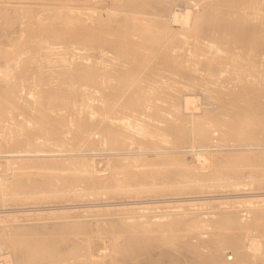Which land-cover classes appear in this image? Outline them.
I'll return each mask as SVG.
<instances>
[{"label":"bare ground","instance_id":"obj_1","mask_svg":"<svg viewBox=\"0 0 264 264\" xmlns=\"http://www.w3.org/2000/svg\"><path fill=\"white\" fill-rule=\"evenodd\" d=\"M1 1V0H0ZM2 1H4L5 2V0H2ZM6 1H8V0H6ZM92 0H84V3L83 4H87V3H90V4H93L92 2H91ZM95 1H98V0H95ZM95 1H93V2H95ZM101 1V0H100ZM99 1V2H100ZM106 2H107V0H105ZM111 1V0H110ZM109 1V2H110ZM118 2L120 1V0H117ZM122 1V0H121ZM128 1V0H127ZM126 1V2H127ZM130 1V0H129ZM132 1H135V0H132ZM131 1V2H132ZM138 1V4H142V3H139L140 1L139 0H137ZM146 0H144V4L146 5V6H150V4H151V0L150 1H147V2H145ZM155 1V0H154ZM153 1V3H155ZM159 1H161V0H159ZM163 2L165 1V0H162ZM166 1H169V3H171V2H175L174 4L176 5L178 2H185L186 0H166ZM86 2V3H85ZM102 2H104V0L102 1ZM102 2H100L99 4H102ZM115 2V1H114ZM124 0H123V3H122V5H124ZM126 2H125V6L127 5L126 4ZM131 2H130V4H131ZM149 2V3H148ZM187 2V1H186ZM191 2V1H190ZM192 2H194V6L196 7V9L195 10H197V14L195 15V17H194V25H191V29H188V28H190V23H187V21H185L186 20V13L185 14H183V11H182V9H180V7H182V6H177L176 8L175 7H173V8H175V9H173L172 8V6H169V7H171L170 8V11H169V8L167 9V8H165V9H163L164 8V6H165V4L163 5H161V9L160 8H158V9H160V11H157L158 9H157V7H156V9L157 10H155L156 12H155V14L157 15L158 14V16H160V17H167V16H171L172 15V21H171V23H172V25H168L167 26V22H166V25L165 24H163V23H165L164 21H163V23L161 22V24L162 25H158V24H154V23H151L150 21H152V19H154V18H152L151 19V17H152V15L151 16H149V17H146L147 16V13L146 12H148L149 14L148 15H150V11H146V10H143V9H141L140 11H139V6H138V12L140 13L141 11H146L145 12V14L146 15H144L147 19L149 18V19H151L150 21H149V19L147 20L146 18V21L144 22V23H146V27H144V25H143V21L141 22V20L139 21L138 20V22L139 23H142V24H139V26H136V24H134V23H130V22H126V20H127V18L126 19H124L125 20V22L123 21V23L121 24V21H122V19L123 18H119V19H121V21H120V23H119V21L117 22V21H115V22H117V23H115V25H114V29L111 27V29H113L114 31H115V29L117 28V29H119L118 31V33H116L115 34V32L113 31V33H114V35H118V37H120L121 35H120V32H122L123 30H125V32L124 33H126L127 32V35L130 37V38H132L131 39V41L129 40L130 38H128L127 37V39L126 40H129L130 41V43L128 44V45H132L131 47L133 48V46H135V44H136V46H138L137 45V43L135 42V44H131L133 41V39H136L137 40V42H138V40L140 41V43L138 42V44L139 45H141V44H143V45H145L146 44V49H147V46L149 47L150 45H147V44H152V46H153V44H155V43H153V42H156V44H157V47L156 46H151V49L153 50L154 49V51H155V49H157L158 48V45H161L162 44V46H164V43L166 42H169L170 44H167V45H169L167 48L170 50V54L173 52V53H176L175 51H177L178 53H176L173 57H171V55L169 54V56L171 57H169L168 56V58H166L167 56H165L166 54H168L167 52H169V50L165 47V49H167V50H165L164 49V47H163V49L165 50L164 51V56H163V54H161V55H159V57H161V56H163V57H161L160 59L162 60V59H164V61L162 60V61H160V59L158 60V58L159 57H157V58H155L156 60H158V62L157 61H153L154 63H152L153 65H155L154 67H152L153 65H150L151 67H152V71H154L153 69H155V72H156V75H157V71L159 72V75H164L165 77H166V75H165V73H169L170 74V76L172 75V74H174V75H178L179 76V78L180 79H182V80H177L176 78H173L172 76H171V78H172V80L174 79H176L177 81H175V82H173L172 81V83H169L168 85H164V86H166V87H163V86H161V85H159L160 83H158L157 84V82H156V80H152L151 79V76L153 75H151L150 73L152 72H145V70H144V67L146 68V62H147V60H146V58L147 59H149V56H150V53H151V55H152V52L153 53H155L154 51H152L151 49H150V47H149V49L152 51H146L147 53H148V56L147 57H145V53L143 52V51H141V49H131V48H129V46H127L126 45V41H125V43H124V40H123V42H121V41H117V40H115V36H113L112 34V38H114V39H112L113 41H111L110 39L111 38H109V39H104V37L103 36H101V38L99 37V36H96V38H92V37H90V34L88 33L89 31H82L83 29H85V28H87V27H85V28H83L82 29V27H80L82 30H81V32H84V33H88L87 35H85V34H83V33H81L83 36H81L79 39H78V41L77 42H74L73 40H74V38L73 37H70V45H69V48L72 46L73 48H74V50H76V48H77V50H79V49H81L82 48V46H83V49H85V50H91V53H92V49L91 48H94L93 50H97V53L100 55L99 56V58L97 57V53H95L94 55H96L95 57H94V55H93V57L94 58H98V59H94L93 57H92V55H90L91 53H87L86 54V52H88V51H86L85 53H83V56H81L82 57V59L80 60V61H78L77 60V58L75 57V59L77 60V62L75 61V62H73L72 60H74V57H73V59L72 60H70L68 57V59L71 61V62H69V60H68V62H67V60L66 61H64L65 59H63L61 62L64 64V65H66L67 66V69H69L68 71H65V72H61V73H59V72H56V74L54 75V73L55 72H51V73H47L48 74V77H46V80H45V82H43L41 85H37V83H36V86H37V88H36V102H35V105H36V110L38 111V112H41L42 110H43V108H45V107H48V109H47V111L48 112H56V110H58V113L59 112H62L63 110H64V113L63 114H66L67 113V115L68 116H72V117H74V120H73V122H75L74 123V125H75V127H76V133H78L79 134V136L81 135V138H82V136H83V134L84 135H87L88 134V136L86 137L87 139H89V141H91L92 142V140L94 139L93 138V134L95 133H93L91 136H92V140L90 139V134L95 130V129H98L97 131L100 133V137H101V140H100V142L102 141L106 146L108 145V148H106V150H104V151H107V150H113L112 152L114 153V152H116L117 154H125V153H131L130 155V157H132V155H133V157L130 159V160H134V162H136L137 163V161H140L139 163H137V165L135 164H133V163H130V165L131 166H128V165H125V166H127V167H125L124 169L125 170H127L126 168H128L129 167V170H130V168H133L134 166H138L137 168L139 169V167L141 166V165H139L141 162H142V164H143V167H144V165H147L146 167H148V166H150V167H152V165H154L155 167L157 166V165H159V164H156L157 162L156 161H158V156L159 155H161V154H166V151H170V153H168V154H171V151L172 152H179V150L181 149V150H183L184 149V151H185V148H187L188 146L190 147V145H191V147L193 146V148H196V150L197 151H199L198 150V148L200 149V151H201V149H202V152L207 156V154L204 152L205 150V148L207 149V147L208 146H210V145H214V147L215 146H217V145H219V143H220V138H226V137H228L229 136V134H226V133H230V131L229 130H231V129H234V128H231V125H230V122L231 121H233L232 120V118H234V116L233 117H231V115L232 114H228V112L226 113L228 116H226L225 117V115L226 114H223L222 116H221V114L222 113H225L226 111H232V110H230V109H233L232 107H234V113H235V115H237V111H239V114H240V116L241 117H239V119H237V121H235L236 120V118H235V123L236 122H238V123H240L241 125H244V126H242V127H244L243 129V131H244V137L243 138H245L246 140V142H248L249 144H250V146L251 145H253L252 147H254V145L255 146H257L256 144H258V143H260V141L261 142H263L264 143V16H263V13H264V0H192ZM3 3V2H2ZM1 2H0V15L3 17L2 19H5L4 21H3V23L5 24V28H6V26L7 25H9L10 26V24H12L14 21V23H17V24H24L25 23V21L23 22V21H21L22 20V17H26V16H24V14H26V11H28V9L27 10H23V9H18V10H15L14 12H11V13H13L11 16H8L7 15V13H6V11H4V7H3V4H2ZM96 3V2H95ZM94 3V4H95ZM108 3V2H107ZM111 3H113L112 1H111ZM128 3V2H127ZM135 2H132V4H134ZM137 3V2H136ZM152 3V7L150 8L151 10H153L152 8H153V6L155 5V4H153ZM189 3V2H188ZM7 4V3H6ZM15 4V3H14ZM17 4V3H16ZM93 4V5H94ZM97 4V3H96ZM116 4V3H115ZM115 4H113V5H115ZM118 4H120V3H118ZM129 4V3H128ZM144 4H142L141 5V8H144L143 7V5ZM156 4H157V2H156ZM159 4H161L160 2H159ZM166 4H168V3H166ZM172 4V3H171ZM173 4V5H174ZM180 4V3H179ZM137 4H135V6H136ZM170 5V4H169ZM186 5V4H185ZM88 6H89V4H88ZM92 6V5H91ZM95 6V5H94ZM97 6H98V4L95 6L96 7V9H95V7L93 8V6H92V8L93 9H95V13H96V11L98 10V8H97ZM100 6V5H99ZM103 6V5H102ZM105 6L106 5H104V9H105ZM109 6V5H108ZM119 6V5H118ZM118 6L117 5H115L114 6V8L115 7H117V9H118ZM131 8L133 7V9H134V6H131V5H129ZM156 6V5H155ZM155 6H154V9H155ZM158 7H160L159 5H157ZM187 6H189L188 4H187ZM187 6H184V7H187ZM260 6V7H259ZM18 7V6H17ZM87 7V6H86ZM110 7H112V6H110ZM122 8H123V6H121ZM166 7V6H165ZM261 7H263L262 9H260ZM25 8H26V6H25ZM90 8V7H89ZM85 8L84 7V9L82 10V15L84 14V16L87 18L86 20H89V22H91V23H93L94 22V25L96 24V26H93V27H95L94 29L95 30H98V31H102V28H103V30L104 31H108V29L109 28H107V29H105L104 28V25H105V23H106V25H107V20H104V23H102V25L101 24H99L100 23V21H101V19H100V21L96 18V14L94 13V14H91L90 12L92 11V10H90V9H92V8ZM100 8L101 7H99V10H100ZM109 8V7H108ZM113 8V7H112ZM126 7H124L123 9H121L120 8V6H119V9H121V10H123L124 11V9H125ZM130 8V9H131ZM111 9V8H110ZM109 9V10H110ZM116 9V8H115ZM118 9V10H119ZM127 9H128V6H127ZM129 9V10H130ZM108 10V9H107ZM118 10L116 11V10H114V11H116L117 13H118ZM120 10V11H121ZM126 10V9H125ZM136 10H134V11H136ZM163 10V11H162ZM56 11V10H55ZM54 10L53 11H51V10H48V11H45V10H41V9H36V10H34V18L37 20L39 17H40V15H46V14H53V15H57V13L55 12ZM101 11L102 12H104L105 13V11L106 10H102V8H101ZM100 11V12H101ZM113 11V9H112V11H111V13L112 12H114ZM119 11V12H120ZM131 11V10H130ZM98 12V11H97ZM110 12V11H109ZM138 12H136V13H138ZM152 12H154V11H152ZM158 12V13H157ZM171 14H170V13ZM106 13H107V11H106ZM105 13V14H106ZM122 13V12H121ZM125 13H127L126 11H125ZM125 13H123V15L125 14ZM128 13H130V12H128ZM127 13V14H128ZM135 13V14H136ZM138 13V15L137 16H139L140 17V15H142V12L139 14ZM144 13V12H143ZM101 14V13H100ZM99 14V15H100ZM104 14V15H105ZM127 14H125V16L127 17ZM134 14V15H135ZM162 14H164V16H162ZM110 15V14H109ZM108 15V16H109ZM128 15H131V13L130 14H128ZM142 15V16H143ZM108 16H107V14H106V16L105 17H107L108 18ZM131 16H133V15H131ZM136 16V18L137 19H140V18H138ZM169 16V17H170ZM103 17V16H102ZM101 17V18H102ZM153 17H155V16H153ZM30 18V17H29ZM118 18V17H117ZM133 18L135 19V17L133 16ZM61 19H63V18H61ZM73 19V18H72ZM82 20H84L83 18H81ZM95 19H96V21H95ZM118 19V20H119ZM142 19V18H141ZM144 19V18H143ZM170 19V18H169ZM170 19V20H171ZM74 20H76L75 18H74ZM78 20V19H77ZM85 20V21H86ZM114 20H115V17H114ZM114 20L112 21V22H114ZM117 20V19H116ZM133 20V19H132ZM136 20V19H135ZM134 20V21H135ZM155 21H156V19H154ZM1 21V20H0ZM66 21V20H65ZM64 21V22H65ZM80 21V20H79ZM103 21V20H102ZM129 21H130V18H129ZM154 21V22H155ZM165 21H167V20H165ZM60 23H61V25L63 24L62 23V21H59ZM80 22H82V21H80ZM88 22V21H87ZM86 22V23H87ZM89 22L87 23V24H89ZM96 22V23H95ZM132 22V21H131ZM153 22V21H152ZM168 22H169V20H168ZM182 22L184 23V22H186L187 24H188V26L186 27V28H184V27H181V26H183L182 25ZM57 23V22H56ZM55 23V24H56ZM82 23H85V22H82ZM160 23V22H159ZM87 24H85L86 26H89L88 27V29L89 28H92L91 27V25L89 24V25H87ZM104 24V25H103ZM109 24H110V22H109ZM168 24H170V22L168 23ZM177 25V26H179L180 28H182L183 29V31L184 32H182V31H180V30H176L175 28H174V25ZM82 25V24H81ZM80 25V26H81ZM84 25V24H83ZM140 25H142L141 27H140ZM181 25V26H180ZM8 26V27H9ZM108 26V25H107ZM111 26V25H110ZM101 28V30H99L98 28ZM138 27H140V28H138ZM173 27V29H174V31L176 32L175 34H178V35H174L172 32H174L171 28ZM5 28H1V25H0V34H1V30H3V29H5ZM166 28H169V29H171L172 30V32H170V30H165ZM88 29H85V30H88ZM93 28H92V30H94ZM117 29H116V31H117ZM186 29H188V30H186ZM94 30V31H95ZM97 31V33H99ZM104 31H103V33H104ZM110 30H109V33L108 32H105L106 33V35H108V34H110ZM187 32H192V35H190L189 33H187ZM92 33V32H91ZM95 34H96V31L94 32ZM102 33V34H103ZM105 33H104V36H105ZM108 33V34H107ZM100 34V33H99ZM185 34V35H184ZM7 35V34H6ZM111 35H109V37L111 36ZM122 35H124L123 33H122ZM179 35H182L181 37L179 36ZM92 36V35H91ZM83 37V38H82ZM93 37H94V35H93ZM123 36H121L120 38H117L116 37V39H121ZM1 38V37H0ZM4 38V37H3ZM18 38V37H17ZM16 38V39H17ZM103 38V39H102ZM126 38V37H125ZM124 37L122 38V39H125ZM49 39H52L51 37L49 38ZM110 40V41H109ZM193 40V41H192ZM3 41L4 40H2V41H0V46H4V45H2L3 44ZM151 41V42H150ZM153 41V42H152ZM133 42V43H134ZM12 43V46H14L13 45V43L15 44L16 43V41H12L11 42ZM17 43H18V41H17ZM155 44V45H156ZM10 46L11 44L10 43H7L6 44V46ZM76 45V48L74 47ZM143 45H141L140 47H142L143 49L145 48V47H143ZM11 46V47H12ZM50 47H51V45H49ZM49 46H46V50L47 49H49V48H47V47H49ZM60 47V46H59ZM154 47H156V48H154ZM169 47H171V48H169ZM45 48V47H44ZM51 48H53V47H51ZM55 48V47H54ZM135 48V47H134ZM159 48H160V50H161V47L159 46ZM180 50H184L185 48H188V50L187 49H185V51L187 50V52L189 53H186V56L187 55H189V56H191V59H185L186 58V56H185V58H182V56H180L179 55V52H181V51H179V49ZM194 48V49H193ZM56 49V48H55ZM59 49V48H58ZM62 49V48H61ZM162 49V50H163ZM171 49H172V52H171ZM177 49V50H176ZM191 49V50H190ZM193 49V50H192ZM42 50V49H41ZM51 50V49H50ZM57 50V49H56ZM69 50V49H68ZM66 51V52H69V51ZM70 50H71V48H70ZM73 50V49H72ZM71 50V51H72ZM161 50V51H162ZM38 51V50H37ZM37 51L35 52V55H34V57L32 56V61L31 60H29V61H31V63L32 62H35L36 64H37V73H38V75H41L40 74V72H42V66L43 65H47V66H49L50 67V65L51 64H53V62L55 63V60L57 59L56 57H59V56H57V54H55V56H53V58L55 59V60H52V58H50L51 56H50V54L49 53H46V52H44V53H42V52H40L39 51V53H38V55H37ZM51 51H53V50H51ZM50 51V52H51ZM55 51V50H54ZM81 51L82 50H80V53L79 54H81ZM84 51V50H83ZM82 51V52H83ZM156 51H159V49L158 50H156ZM167 51V52H166ZM184 51V52H185ZM58 52V54H60L59 53V51H57ZM76 52V51H75ZM79 52V51H78ZM52 54H53V52H51ZM65 53V52H64ZM72 53H73V51H72ZM109 53H112V54H115L113 57H116V59H113V60H115V61H113L115 64H117V65H115L114 63L112 64L113 65V67H111L110 68V66H109V68L110 69H107V66L108 65H110V58L108 59V58H106L107 57V54L108 55H110ZM162 53H163V51H162ZM172 53V54H173ZM183 53V52H182ZM86 54V55H85ZM144 54V55H143ZM158 54V53H157ZM160 54V53H159ZM177 54H178V56H177ZM73 55H77V53H73ZM147 55V54H146ZM183 55H185L184 53H183ZM60 56H63V58H64V56L66 57V55H60ZM156 55H153V58L155 57ZM158 56V55H157ZM80 57V55H78V58ZM109 57V56H108ZM112 57V58H113ZM166 59H165V58ZM188 57V56H187ZM150 58H152V56H150ZM152 58V59H153ZM170 58V59H169ZM190 58V57H189ZM27 60H28V58H26ZM58 59H61V58H58ZM168 59V60H167ZM21 60H23V59H21ZM150 60V59H149ZM165 60H166V62L167 63H169V64H167V63H165ZM29 61H27L26 62V60L24 59V62H26L27 63V65H29L30 64V62ZM57 61V60H56ZM22 62L23 61H21V63L19 62V61H15L14 62V64L17 66L16 67V70H14V72L12 73V76L10 77V81H8V82H6V83H2L3 85H4V87L2 88V90H1V88H0V90L1 91H3V95H9L11 92H12V89L14 90V88L15 89H17L16 87L17 86H19L21 83L22 84H24V82L23 81H25L24 80V74H23V69L25 68V66H27L26 65V63H25V66L23 65L24 64V62H23V64H22ZM29 62V63H28ZM59 61H57V63H58ZM148 63V62H147ZM150 63V62H149ZM21 64H22V66H21ZM59 64V63H58ZM184 64H186V65H188V66H186V65H184ZM54 65V64H53ZM114 65L116 66V67H114ZM149 65V64H148ZM147 65V66H148ZM52 66V65H51ZM100 66H101V68H100ZM123 66H125L126 67V69L124 68H122ZM144 66V67H143ZM12 67H13V65H6V66H4V67H2V68H0V72L2 73V72H4L5 73V76H7V73H9L8 72V69L9 70H11L12 69ZM149 68V67H148ZM150 69V68H149ZM149 69H147V71H149ZM190 69V70H189ZM41 70V71H40ZM187 70V71H186ZM144 71V72H143ZM142 72V73H141ZM154 72V73H155ZM3 73V74H4ZM137 73L138 74H140L141 73V78H143V79H146V81H144V82H138V81H141V80H137V78H139V76L137 75ZM142 74H143V76H142ZM158 75V76H159ZM168 75V74H167ZM138 76V77H137ZM169 76V75H168ZM53 77H56L57 79H59V80H56V78L54 79L57 83L56 84H54V83H52V81H50L51 79H53ZM130 77H132V78H130ZM153 77V79H154V76H152ZM177 77V76H176ZM148 78V79H147ZM161 78H162V76H161ZM160 78V79H161ZM178 78V79H179ZM133 79V80H132ZM156 79V78H155ZM159 79V78H158ZM163 79V78H162ZM135 81L134 83L132 82V81ZM164 80H165V78H164ZM167 80H168V78H167ZM171 80V79H170ZM59 81V82H58ZM129 81H131L134 85H133V87L132 88H130V89H123V87L125 86V87H130V86H127V83L130 85V83H129ZM158 81H161V80H158ZM179 81V82H178ZM165 83H163V84H166V81H164ZM25 84H26V82H25ZM162 84V85H163ZM225 84H227L226 86H225ZM30 86V85H29ZM0 87H2V86H0ZM32 87V86H31ZM64 87H67V88H69V91L68 92H70L71 91V93H69L70 95H72V97L71 96H69V98L67 97V98H65V97H63V93H64V90H63V88ZM222 87L223 88H225V90L224 89H222ZM90 88H92V89H94V88H96L97 90L95 91V89L94 90H92V89H90ZM197 89V91H198V89L204 94V95H206V97L204 98L203 97V95H202V97L204 98V99H206L207 97H216L217 98V96H218V100H219V102L218 101H216V102H218L219 104L217 105V106H219V107H217V110L216 111H214V107H216L215 105L217 104V103H210V104H212V105H210V107H212V108H203V105H202V102L201 103H197L196 101H199V98L197 97V98H193V95L192 94H190V92L189 91H194V90H196ZM222 89V90H221ZM25 90H27V89H25ZM0 91V92H1ZM28 92H29V90H27ZM31 91H33L34 93H35V89L33 88V89H31L30 90V92ZM188 91V92H187ZM199 91V92H200ZM193 93V92H192ZM30 94V93H29ZM28 94V95H29ZM31 94H32V92H31ZM100 95V98H99V95H98V98H99V100H98V102H99V104L100 105H97V104H95V103H97V102H95V100L96 99H98L97 98V96L96 95ZM34 95V94H33ZM33 95H31V96H33ZM96 96V99L95 98H91V97H93V96ZM195 95V94H194ZM200 95V96H201ZM217 95V96H216ZM29 97V96H28ZM33 98V97H32ZM202 98V99H203ZM203 99V100H204ZM208 99V98H207ZM202 100V101H203ZM213 100V99H212ZM263 100V101H262ZM97 101V100H96ZM121 101H123L121 104H120V102ZM207 101V100H206ZM208 101H210V100H208ZM214 101H215V99H214ZM62 102L63 103H65V104H62ZM205 102V101H204ZM203 102V103H204ZM208 104H209V102H207ZM244 103V104H243ZM206 104V103H205ZM12 104H11V101H10V99L9 100H7V103H6V101H5V106H4V109H3V111H2V119L4 120V122L5 121H9V119H8V116L10 115V113H11V110L13 109V106H11ZM229 108H228V107ZM57 107V109H54V108H56ZM222 109H226V111L225 110H222ZM236 110V111H235ZM243 110H245V112H247L248 113V111L249 112H254V114H257V117H253V115H251V114H249V116L251 117V118H247V117H245L244 116V114H245V112H243ZM232 111V112H233ZM241 111V112H240ZM12 112H13V110H12ZM66 112V113H65ZM231 112V113H232ZM233 113V114H234ZM62 114V115H63ZM238 114V115H239ZM60 115V114H59ZM246 115H248V114H246ZM92 116H93V118H92ZM248 116V117H249ZM255 116V115H254ZM238 117V116H237ZM254 119H253V118ZM68 118V117H67ZM71 118V117H70ZM10 119H13V121H12V123H10L9 122V126H8V124H7V126H8V128H10L9 129V132H11V134H12V130L11 129H18V128H16L17 127V122H16V119H15V116H13V115H11V117H10ZM69 120H71V119H69ZM68 121V120H67ZM233 121V122H234ZM58 122V121H57ZM72 122V123H73ZM59 123V122H58ZM60 123H61V121H60ZM68 123V122H67ZM69 123H71V121L69 122ZM237 123V124H238ZM49 124H53L52 122H49ZM240 124H238L237 126H238V129H239V125ZM69 125V124H68ZM236 125V124H235ZM72 126V125H71ZM70 126V127H71ZM234 126V125H233ZM73 127V126H72ZM257 127H258V129H257ZM68 129H70V128H68ZM68 129H67V131H68ZM75 129V128H74ZM236 129V128H235ZM235 129H234V131H235ZM54 130H56V129H54ZM70 130H72V128L70 129ZM237 130V129H236ZM240 130V129H239ZM58 131V130H57ZM96 131V130H95ZM55 132V131H54ZM60 132V131H59ZM71 132V131H70ZM69 132V133H70ZM216 132V135H214V133ZM221 132V133H220ZM236 132V131H235ZM257 132H258V135H259V133L261 134V136L259 135V136H256L257 135ZM68 133V136L70 135ZM99 133H95V134H99ZM231 133H233V132H231ZM238 133H240L239 131H238ZM52 134H54L55 135V137H54V135H53V138H51V139H53L54 140V142H52L51 141V139H50V141H49V145H50V149L51 150H53V148H56V146L54 147H52L51 145H57L59 142H60V144H61V142H62V139L60 140L57 136H56V134L55 133H52ZM59 134V136H60V133H58ZM62 134V133H61ZM241 134H242V132H241ZM13 135V134H12ZM64 136H66L65 135V133L63 134ZM228 135V136H227ZM68 136H66V137H68ZM236 136H238L237 134L235 135V138H236ZM239 136H241V135H239ZM62 137V136H61ZM60 137V138H61ZM84 137V136H83ZM232 137V136H231ZM231 137H229V139L231 138ZM234 137V136H233ZM99 138V137H98ZM235 138L233 139V141L235 140ZM239 138V137H238ZM228 139V138H227ZM242 139V138H241ZM10 140H13V139H10ZM64 140V139H63ZM66 140V139H65ZM231 140V139H230ZM230 140H229V143H230ZM236 140H237V138H236ZM234 141V142H237V141ZM238 140H240V139H238ZM259 142H258V141ZM1 141H3V142H5V146H4V149L6 150V151H8L9 149H10V147H9V143L6 141V140H4V139H2ZM94 141V140H93ZM95 141H96V139H95ZM225 141V140H224ZM227 141V140H226ZM233 141H232V143H233ZM241 141V140H240ZM245 141H243V142H245ZM256 141H257V143H256ZM64 142V141H63ZM242 142V143H243ZM97 143V142H96ZM228 143V144H229ZM248 143H245V144H248ZM64 144V143H63ZM94 144V146H95V142L93 143ZM92 144V145H93ZM240 144V143H239ZM262 144V143H261ZM8 145V146H7ZM62 145V144H61ZM65 145V144H64ZM64 145H63V147H61V148H64ZM90 145H91V143L89 144V148H90ZM103 145V144H102ZM222 145H223V143H222ZM264 145V144H263ZM59 145H57V147H58ZM67 146V145H66ZM94 146H92L93 148H96V146L94 147ZM106 146H104V147H106ZM224 146L225 145H223V149H225L226 150V152H231V150H227V146L224 148ZM249 146V145H248ZM258 146H260V144L258 145ZM91 147V148H92ZM99 147H100V145H99ZM190 147V148H191ZM230 147V146H229ZM235 147V146H234ZM239 147H240V145H239ZM242 147H243V145H242ZM246 147V146H245ZM252 147H251V149H252ZM263 147V146H262ZM49 148V147H48ZM59 149V150H62V149ZM90 148V149H91ZM210 148H212V147H210ZM210 148H208V150L210 149ZM221 148V147H220ZM237 147H235V149H236ZM100 149H102L101 147H100ZM216 149V148H215ZM219 149V146H218V148L216 149V150H218ZM233 149V148H232ZM234 149V150H235ZM238 149V148H237ZM240 149V148H239ZM242 149V148H241ZM240 149V150H241ZM244 149V148H243ZM49 150V149H48ZM47 151V150H45V153H50L51 155H53L51 152L52 151ZM59 150H57L58 151V153H60L59 152ZM64 150V149H63ZM68 150V149H67ZM93 150H95V149H93ZM110 150V151H111ZM188 150V148L186 149V152H188L187 151ZM192 150H194L195 151V149H192ZM192 150L190 151V149H189V151L191 152L190 154H192L193 152H192ZM204 150V151H203ZM208 150L206 151V152H208ZM216 150H214V152H210V151H212V150H209V152L210 153H212V154H214V153H216L217 151ZM221 151L220 152H223L222 151V149H220ZM247 150L248 149H246L245 148V152L246 153H248L247 152ZM250 150V149H249ZM54 151V150H53ZM65 151H66V147H65ZM103 151V150H102ZM199 151V152H200ZM216 151V152H215ZM235 151H237V150H235ZM235 151H232L231 153H234ZM244 151V150H243ZM251 151V150H250ZM55 152V151H54ZM100 152V151H99ZM196 152V151H195ZM194 152V153H195ZM199 152H198V154L197 155H199ZM208 152V153H209ZM219 152V151H218ZM220 152L218 153V154H220ZM225 152V151H224ZM224 152H223V154L222 155H224V156H228V154H230L229 155V157L230 156H232V154L231 153H227V154H224ZM238 152V151H237ZM241 152H242V150H241ZM240 151L238 152V153H240V154H242ZM62 153V152H61ZM116 153H115V155H116ZM133 153V154H132ZM141 153V154H140ZM173 153V154H174ZM179 153H182V154H184L183 152H179ZM203 153L201 154L200 153V155H202L203 156ZM253 153H255V151L253 152ZM55 154V153H54ZM56 154H57V152H56ZM142 154H144V156L142 157L141 155ZM178 154V153H177ZM177 154H176V157L175 156H173L174 158H175V161H181V160H176L177 159ZM179 155L180 157H181V159H183L182 161H185V159L184 158H186V157H188V155H186V157H184V158H182V156H184V155ZM189 154V153H188ZM189 154V155H190ZM220 154V155H221ZM250 154V153H249ZM248 154V155H249ZM252 154V153H251ZM256 154V153H255ZM136 155V156H135ZM138 155V156H137ZM175 155V154H174ZM195 155V157L196 158H198L197 156H196V154H194ZM235 155V154H234ZM239 155V154H238ZM242 155H244V154H242ZM241 155V157H243ZM46 156V155H45ZM48 156H50V155H48ZM48 156L46 157L47 159H48ZM57 156H58V154H57ZM59 156H61V155H59ZM118 156V155H117ZM129 156V155H128ZM191 156H193V155H191ZM210 156V155H209ZM214 156H215V154H214ZM250 156V155H249ZM256 156V155H255ZM254 156V157H255ZM259 156L260 155H258L257 157L259 158ZM52 157H54L55 158V156H52ZM115 157V156H114ZM114 157H113V159H114ZM119 157H121L120 155H119ZM122 157H124L123 155H122ZM121 157V158H122ZM125 157H127L126 156V154H125ZM163 157V156H162ZM165 157V156H164ZM190 157V156H189ZM220 156L218 155V158H219ZM229 157H228V159H226L227 160V163H228V165H232L233 163L235 164L236 163V161L235 162H231V161H233V160H235L233 157V160H231L232 158H230L229 159ZM236 157V156H235ZM240 157V156H239ZM244 157H247V156H244ZM243 157V158H244ZM251 158H252V156H250ZM253 157V158H254ZM261 157V156H260ZM264 157V156H263ZM262 157V158H263ZM10 158V157H9ZM57 158H61V157H57ZM62 158H64L63 156H62ZM65 158H67V157H65ZM160 158V157H159ZM166 158V161H164L163 162V159L162 160H159V162L158 163H161V161L163 162V164H165L166 162V164L165 165H167L168 164V167L170 168V169H168V168H166L167 170H168V172L166 173V171L167 170H165V171H163L162 169V163L160 164V165H162V166H160L162 169L159 171V168L160 167H158V168H156V169H158V171L156 170V171H154L155 173H152V174H154V180H152L154 183L153 184H155L156 183V181H159V182H161L162 184H164L163 182H165V181H163L165 178L167 179V181L170 183V181L172 180V179H169V177H171V178H173V181H171L172 183L174 182V184L175 185H177V186H179V193H187V195L185 196L184 194V196H185V198H187L188 199V195H190V194H188V193H193V194H196L197 192H198V190H199V187H201V188H203V186H204V184H203V182H205V180L206 179H209L208 181L210 182V180H213L212 179V177L211 176H213L214 174H219L220 173V171H219V173H217L216 171V173H213V175L212 174H209V172L208 171H206V170H202V168L203 167H201V170H199L200 168H197L196 170L195 169H193V168H191V165H190V163H189V165H190V167H189V165H188V163H185L186 165H188L187 167H189V169L191 168V169H193V170H185V171H181L180 169V171H178L177 169H174V166H173V170L172 171H170L171 170V161H172V159L170 160V158L167 156V157H165ZM167 158H169V160H170V162L168 163V159ZM172 158V157H171ZM173 158V159H174ZM215 158L217 159V157L215 156ZM222 158L223 157H221V160H222ZM226 158V157H225ZM238 158V157H237ZM8 159V158H7ZM13 158L11 157V159H10V161L12 160ZM15 159H19V157L18 158H15ZM37 159H41L40 157L39 158H37ZM49 159H51V158H49ZM53 159V158H52ZM68 159V158H67ZM115 159H117V158H115ZM187 159V158H186ZM190 159V158H189ZM195 159V158H194ZM199 159V158H198ZM197 159V160H198ZM202 160L201 161H203V160H206V157L204 156V157H202L201 158ZM210 159H212V158H210ZM214 159V158H213ZM215 159V160H216ZM245 159V158H244ZM244 159L242 160L241 159V161H244ZM255 159H257L256 157H255ZM9 160V159H8ZM7 160V162H9ZM20 160V159H19ZM32 160V159H31ZM31 160H27L28 162H30ZM119 160V159H118ZM118 160H116V161H118ZM126 160H128L129 161V159H128V157L126 158ZM196 160V159H195ZM196 160V161H197ZM219 160H220V158H219ZM224 160V159H223ZM237 160V159H236ZM246 160V159H245ZM248 160V159H247ZM250 160V159H249ZM264 160V159H263ZM27 161H26V163H27ZM37 161V160H36ZM41 161V160H40ZM39 161V162H40ZM68 161V160H67ZM75 161V162H74ZM74 161H69V163H72V164H74V166L77 164L78 165V163H79V165L81 164L80 163V161H77V160H74ZM76 161L78 162V163H76ZM115 161V160H114ZM120 161V160H119ZM128 161H127V163H128ZM174 161V160H173ZM195 161V162H196ZM214 161V160H213ZM251 161H252V159H251ZM251 161H248V162H250V163H245L244 162V164H251V166H252V164H253V161H252V163H251ZM12 162H16L15 163V165H17L18 163H19V161L17 162V161H12ZM23 163H24V165H25V167H26V163L24 162V161H22ZM39 162L37 161L36 162V164L38 163L39 164ZM65 162L66 161H64V160H45V157H44V160L42 161V162H40V163H42V165L44 164V165H46L44 168L46 169V171L47 170H50L47 174L46 173H44V180H42L43 182L41 183L42 185H44V190H46L45 189V185H47V188H50L53 184H54V182H56L55 184L56 185H54V186H58L57 188L59 189L60 187H59V184H57V183H60V186L62 187V185L61 184H63L64 185V187H63V189L62 190H64V191H66V192H68L67 191V188H66V190H65V187H68V188H70V187H72V188H74L77 184H79V183H81V184H83L84 186L82 187L83 189L84 188H86V187H88V189L91 187V188H94V189H97V190H99V191H101V190H103V187L105 188L106 187V184L107 183H105V182H107V180H105V182H102L101 180H103V179H99V177L97 178L95 175H92L91 173H89V175H85V176H81L82 175V172L80 173L81 175L79 176V175H77L78 173H76L75 174V170L76 171H81V170H79V167L78 166H75V167H78V169L77 168H75L73 165H71V166H73L75 169H74V171L69 167V169H71V173L70 174H64V172L66 171V173H67V170H65V169H63V167H62V169L64 170V172H63V174L64 175H59V174H56V173H54V171L56 170L54 167H56L55 165H57V169H60L61 167H60V165H64L65 166ZM121 162V161H120ZM119 162V163H120ZM122 162H123V159H122ZM129 162H131V161H129ZM187 162V161H186ZM189 162V161H188ZM198 162V161H197ZM206 162H207V160H206ZM215 162H218L217 160L215 161ZM214 162V163H215ZM221 162H223V161H221ZM221 162H219V164H220V166H217V167H219V169L222 171V170H224L223 168L221 169L220 167H221V165L222 166H224V167H226L225 166V161H224V163H221ZM229 162L230 163H232V164H229ZM239 162V161H238ZM256 162H258V161H256ZM255 162V163H256ZM5 163H6V161H5ZM31 164L33 163L34 165H36L35 164V161L33 162H30ZM108 163V162H107ZM114 163V162H113ZM182 164H183V162H181ZM181 163L179 162V164L181 165ZM199 163V162H198ZM196 164V165H199V164ZM208 163V162H207ZM213 163V162H212ZM226 163V164H227ZM255 163L253 164V166L254 167H252V169H256L255 168ZM260 163H261V161H260ZM13 164V163H12ZM28 164V163H27ZM52 164L54 165L53 167H52ZM58 164H60L59 165V168H58ZM67 164V163H66ZM115 164H116V162H115ZM114 164V165H115ZM156 164V165H155ZM175 163L173 162V165H174ZM179 164H175L176 165V167L178 166V168H179ZM219 164H215V166H214V169L216 170L217 168H216V165H219ZM237 164V163H236ZM235 164V165H236ZM239 164V163H238ZM257 164V163H256ZM24 165H21V167H23ZM33 165V166H34ZM41 165V164H40ZM42 165H41V167H42ZM68 166H70L69 164H67ZM119 165H121V164H119ZM132 165H133V167H132ZM164 165V166H165ZM184 165V164H183ZM182 165V166H183ZM186 165H184V166H186ZM214 165V164H213ZM213 165H212V167H213ZM228 165H227V167H228ZM235 165H232L231 167H233L232 169L234 170L235 168ZM239 165H241V163L239 164ZM261 165H264V162H263V164H261ZM19 166V165H18ZM31 166V165H30ZM67 166V167H68ZM80 166H82V165H80ZM207 166V165H206ZM242 166V165H241ZM246 166V165H245ZM248 166V165H247ZM250 166V165H249ZM257 166H258V164H257ZM256 166V167H257ZM260 166V165H259ZM20 167V169H25V168H21ZM32 167V166H31ZM38 166L36 165V167L34 166V168L35 169H38L39 170V167L37 168ZM51 167V168H50ZM66 167V166H65ZM64 167V168H65ZM119 167V166H118ZM120 167H122V165L120 166ZM146 167H144V170L146 169ZM166 167V166H165ZM175 167V168H176ZM181 167V166H180ZM194 167V166H193ZM208 167V169H209V166H207ZM226 167V168H227ZM238 167V166H237ZM240 167V166H239ZM243 167H244V165H243ZM16 168H19V167H16ZM33 168V169H34ZM83 168V167H82ZM134 168H136V167H134ZM134 168L133 169H131L132 171L134 170ZM182 168H184V167H182ZM230 168V167H229ZM229 168H227V169H229ZM245 168H248V167H245ZM260 168V167H259ZM258 168V169H259ZM263 168V167H262ZM20 169H15L16 171L18 170H20ZM27 170H29L28 169V167L26 168ZM54 170L53 172H52V170ZM68 169V168H67ZM68 169V171H70ZM113 169L115 170V167H113ZM118 169V168H117ZM122 169V168H121ZM123 169V170H124ZM148 169H151V168H148ZM206 169V168H205ZM261 169V168H260ZM14 170V169H13ZM14 170V171H15ZM42 170H44L43 168H42ZM62 170V171H63ZM114 170H112L113 172H114ZM131 170L129 171V172H131ZM135 170H137V169H135ZM141 170H143V168H141L140 167V171ZM152 170V169H151ZM154 170V169H153ZM184 170V169H183ZM231 170V169H230ZM229 170V171H230ZM233 170H231L232 171V173H229L228 172V174L226 175V173L225 172H227V171H225L224 172V174L225 175H223V173H222V176H220V174H219V176L223 179H229L231 182H233V179L234 178H236L235 177V175L237 176V177H242V176H239V175H241V174H239L238 175V173L239 172H236V173H234V171ZM237 170V169H236ZM242 170H244V169H242ZM246 171H242V172H240V173H243V172H247V169H245ZM21 171V170H20ZM19 171V172H20ZM30 171H32V170H29V172ZM40 171V170H39ZM58 171H61V170H58ZM119 171V170H118ZM122 171V170H121ZM238 171H239V169H238ZM251 171V170H250ZM256 171H259V170H257L256 169ZM255 170H254V172H255V174L257 173ZM13 172V171H12ZM35 172H36V170H35ZM44 172V171H43ZM55 172H57V171H55ZM138 172V171H137ZM137 172H135V173H137ZM143 172V171H142ZM141 172V173H142ZM146 171H144L142 174H144ZM147 172H149V171H147ZM150 172H153V171H150ZM158 172H163V173H158ZM164 172H165V174H164ZM169 172H171V176H169L168 177V175H166V174H168ZM261 172V171H260ZM10 173V172H9ZM15 173V172H14ZM60 173H62V172H60ZM117 173V172H116ZM116 173H113L114 175L116 174ZM119 174L121 173V172H118ZM123 173V172H122ZM121 173V174H122ZM125 173V172H124ZM123 173V174H124ZM126 173H127V171H126ZM134 172H132V174H133ZM140 173V172H139ZM139 173H137L136 175H137V177H139ZM140 173V174H141ZM156 173H157V175H156ZM261 173H263V172H261ZM261 173H258V175L259 174H261ZM13 174V173H12ZM20 174H21V172H20ZM20 174L18 173V174H16L15 173V175H17V178H18V175L20 176ZM112 174V173H111ZM110 174V175H111ZM118 174V175H119ZM120 174V175H121ZM146 174V173H145ZM148 174V173H147ZM248 174V173H247ZM250 174V173H249ZM252 174H254L253 172H252ZM252 174H251V176H252ZM254 174V175H255ZM264 174V173H263ZM9 176L11 175V173L10 174H8ZM7 175V176H8ZM14 175V177H12V176H10V178H16V176ZM42 174H37L36 175V173H35V177H36V179L39 177V179H42V176H41ZM119 175V176H120ZM124 175H126V174H124ZM131 175V174H130ZM129 174H128V176H130ZM134 175V174H133ZM135 175V176H136ZM215 175V176H216ZM257 175V174H256ZM256 175H255V178H256ZM9 176H8V178H9ZM38 176V177H37ZM41 176V177H40ZM111 176H113V175H111ZM146 176V175H145ZM148 177L149 176H151L150 174H148L147 175ZM157 176V177H156ZM246 176V175H245ZM30 177V176H29ZM115 177V176H114ZM117 178H118V176H116ZM123 177V175L122 176H120L119 177V179L120 178H122ZM141 178L143 177L144 178V176H140ZM226 177V178H225ZM249 176H247V178H248ZM258 178H257V181L256 182H259L258 180H259V176H257ZM261 177V176H260ZM6 178V177H5ZM27 178H28V176H27ZM33 178V177H32ZM213 178H218L217 176L216 177H214L213 176ZM243 178V177H242ZM251 178V177H250ZM252 179V180H256V179ZM24 179V178H23ZM26 179V178H25ZM38 179V180H39ZM112 179V178H111ZM111 179H110V177H109V181H108V183L109 182H111ZM119 179H117V181L119 180ZM123 180L124 179H126L125 177L124 178H122ZM121 179V180H122ZM130 179V178H129ZM128 179V181H130L131 179H132V177H131V179L129 180ZM144 179H146V177L144 178ZM148 180L150 179V178H147ZM151 179H152V177H151ZM170 181H169V180ZM222 179H221V181H222ZM224 179H223V182H224V184H225V182H227V181H229V180H226V181H224ZM239 179V178H238ZM262 179V177L260 178V180ZM263 179H264V176H263ZM262 179V180H263ZM6 180H7V178H6ZM10 180V179H9ZM8 180V181H9ZM12 180V179H11ZM20 180H21V178H20ZM27 180V179H26ZM29 180V179H28ZM27 180V181H28ZM133 180V179H132ZM156 180V181H155ZM216 180H218V179H216ZM219 180H220V178H219ZM218 180V182L220 183V185H222L223 186V184H221V181H219ZM236 180H237V178H236ZM247 180V179H246ZM245 180V182H247ZM252 180H250L252 183H253V181ZM261 180V181H262ZM29 181H31V182H29V184H31L32 183V180H29ZM40 181V180H39ZM115 181V179H112V184H114V183H116V182H114ZM125 181V182H124ZM123 181V183L125 184L126 182H128L127 180H124ZM134 182H135V178H134V180H133ZM147 181V180H146ZM207 181V180H206ZM207 181V185L209 186V182ZM214 181V180H213ZM212 181V183H215V181L213 182ZM241 181L242 182H244L243 181V179H241ZM259 182V184H263L262 182ZM10 182V181H9ZM12 182H14V181H12ZM12 182H10L11 183V185L13 184ZM21 182V181H20ZM119 182H120V180H119ZM138 182H140V179L138 180ZM138 182H137V180H136V183H137V185H138ZM150 182V181H149ZM168 182H167V185H168ZM217 182V183H218ZM239 182H240V180H239ZM238 182V183H239ZM251 182H249L250 184H251ZM255 182V181H254ZM22 183H23V180H22ZM34 183L36 184V182L34 181ZM34 183H32L31 185H33L34 186ZM38 183V182H37ZM77 183V184H76ZM141 183H142V181H141ZM144 183H146L144 186L146 187L147 186V188H144V186H141V187H143L144 189H147V190H150L151 188H149L148 189V186L149 185H151L150 183H148V182H145L144 181ZM148 183V184H147ZM159 184V186L162 188V187H164L165 188V186H166V182H165V185H163L162 186V184ZM171 183V184H172ZM212 183H210V186H212ZM14 184H15V182H14ZM17 184H19L18 182H17ZM21 184V183H20ZM20 184H19V186H20ZM40 184V182H39V184L38 185H41ZM122 184V183H121ZM127 184V183H126ZM134 184V183H133ZM133 184H132V182H131V184H130V182H129V186L130 185H132L133 186ZM142 184H139L138 185V187H137V185H136V187L134 188V189H136V191L135 192H137V194L135 195V192L134 191H132V192H134V193H130L131 194V196L130 197H132L133 198V196L134 197H136L137 199H139V198H141V197H143L144 195H146V194H148V193H146V194H144L143 196H142V194L141 193H138V190H139V187H140V185H142ZM152 184V185H153ZM158 184V182L156 183V185H155V187L156 186H158L157 185ZM171 184H169L170 186H171ZM173 184V186H174V188H177V186H175ZM227 184V183H226ZM232 184V183H231ZM235 184V183H234ZM236 184H237V181H236ZM239 184H242V183H239ZM245 184V183H244ZM248 184V183H247ZM256 184V186H254ZM254 185H252L251 187L253 188V187H259L260 186V190H262V192L261 193H258V195L260 194V195H262L263 194V188H264V185L262 186V185H258V183H255ZM2 185V184H1ZM0 185V186H1ZM5 185H7V184H5ZM24 185V184H23ZM22 185V186H23ZM28 185V184H27ZM26 186V187H31L32 188V186ZM75 185V186H74ZM107 185H109V184H107ZM111 185V184H110ZM109 185V186H110ZM117 185V184H116ZM115 185V186H116ZM118 185H120V184H118ZM116 186V187H119V186ZM123 185V184H122ZM122 185H120V186H122ZM180 185H181V188H180ZM216 185H219V184H216ZM229 185V184H228ZM227 185V186H228ZM238 185V184H237ZM243 185V184H242ZM246 185V184H245ZM258 185V186H257ZM15 186H16V184H15ZM15 186H14V188H15ZM24 186V187H25ZM36 186V185H35ZM34 186V187H35ZM81 186V185H80ZM109 186H108V189H109ZM114 186V185H113ZM114 186V187H115ZM127 186V189H128V185H126ZM126 186H123V188H117V191H114V190H112L113 192H116V193H118V189H119V192H120V190H125L126 188H124V187H126ZM132 186H131V188L129 187V189H131L132 190ZM209 186V187H210ZM262 186V187H261ZM2 187V186H1ZM5 187V186H4ZM13 187V186H12ZM24 187H22V190H23V188ZM25 187V188H26ZM76 187H78L79 188V186L77 185ZM111 187V186H110ZM113 187V188H114ZM140 187V190H139V192H141L142 191V189L143 188H141ZM166 187H169V186H166ZM217 187V186H216ZM221 187V186H220ZM230 187V186H229ZM232 187H234V186H232ZM242 187V186H241ZM247 186H245L244 188H246ZM250 187V186H249ZM248 187V188H249ZM3 188V187H2ZM18 188H20V187H18ZM24 188V189H25ZM31 188H30V190H31ZM36 188H39V186L38 187H35V188H32L33 190L34 189H36ZM53 188H55V187H53ZM112 188V187H111ZM111 188L109 189V190H111ZM153 186H152V191L154 192V190H153ZM163 188V189H164ZM173 187L171 186V189H172ZM182 188H184V189H182ZM185 188H188V189H185ZM200 188V189H201ZM208 188V187H207ZM213 188H214V185H213ZM224 188V187H223ZM222 188V189H223ZM227 187L225 186V189H226ZM239 186H238V189H237V187H235V190H239ZM248 188H246V189H248ZM252 188H251V190H252ZM256 188H254V190H246V191H248L249 192V195H250V192H251V194H252V192H260L259 191V189H258V191H257V189ZM6 189V188H5ZM8 189V188H7ZM51 189V188H50ZM80 189H81V187L78 189L79 191H80ZM87 189V190H88ZM106 189H107V187H106ZM143 189V190H144ZM167 190L168 189H170V187L169 188H166ZM215 189V188H214ZM242 189V188H241ZM255 189H256V191H255ZM12 190H15V189H13L12 188ZM30 190H28L29 191V193L31 192V194H32V192H34V191H30ZM36 190H38V189H36ZM48 190V192H49V189H47ZM59 190H61V189H59ZM73 190H75V188L73 189ZM73 190H71L70 191V189H69V192L71 193V192H73ZM130 190V191H131ZM167 190H164V193H165V191H167ZM175 190V189H174ZM206 190V189H205ZM226 190H229L230 191V189L228 188V189H226ZM231 190H232V188H231ZM234 190V189H233ZM245 190H242V192L240 191H238L237 193H239L238 195H242V196H244L243 194L245 193ZM9 191V190H8ZM16 191V190H15ZM18 191H20V190H18ZM24 191V190H23ZM43 191V190H42ZM52 191H53V189H52ZM78 191V192H79ZM86 191V190H85ZM85 191H83L82 189H81V194H83ZM90 191H92V192H94L92 189L90 190ZM121 191V192H122ZM127 191V190H126ZM125 191V192H126ZM169 191V190H168ZM168 191L166 192V194H167V196H170L171 195V193H173L174 194V191L173 190H170V194H168ZM209 191H210V189H209ZM213 191V190H212ZM212 191H210L209 193H207V190H206V194L208 195V194H210V193H213ZM243 191H244V193H243ZM14 192V191H13ZM39 192H40V188H39ZM44 192V191H43ZM61 192V191H60ZM65 192V194H67ZM76 192V191H75ZM83 192V193H82ZM111 192V191H110ZM121 192L119 193V194H121ZM125 192H122V193H124L125 194ZM127 192H129V190L127 191ZM126 192V193H127ZM145 192H146V190H145ZM145 192H143V193H145ZM149 192V191H148ZM153 192H149V193H152L151 195H150V197H153V195H154V193ZM155 192H157V189H156V191ZM161 192V191H160ZM194 192H196V193H194ZM201 192H202V190H201ZM214 192L216 193L217 192V189H216V191L214 190ZM221 193H219V192H217L218 194H220V198H221V196H223L225 193V191L223 192V191H220ZM222 192L224 193V194H222ZM230 192H236V191H230ZM230 192H228V195H229V193ZM4 192L3 191H1L0 192V194H3ZM7 193V192H6ZM5 193V194H6ZM9 193H11V192H9ZM16 193V192H15ZM41 193V192H40ZM44 193H46V192H44ZM59 193V192H58ZM62 193V192H61ZM61 193L59 194L60 196H61ZM64 193V192H63ZM62 193V194H63ZM86 193H89L88 191H86L85 192V194ZM95 193H96V191H95ZM98 193V192H97ZM100 193V195L101 196H103L102 194H101V192H99ZM98 193V194H99ZM103 193V192H102ZM158 194H155L156 196H159V190H158V192H157ZM164 193H162V196H164L165 197V194ZM176 194H177V191L175 192ZM203 193V192H202ZM205 193V192H204ZM204 193L203 194H200V191H199V193H197V194H199V195H202V197L204 196ZM217 193L216 194H214L213 193V195H215V197H217L216 195H217ZM232 193H230V194H232ZM237 193H235L234 194V196L237 194ZM241 193H243V194H241ZM12 194V193H11ZM18 194V193H17ZM22 194H24V193H22ZM27 193L25 192V195H26ZM31 194H29V195H31ZM34 194V193H33ZM38 194V193H37ZM42 194V193H41ZM50 194H51V192H50ZM90 194V193H89ZM88 194V195H89ZM94 194V193H93ZM104 195H105V193H103ZM113 194H115V193H113ZM127 194H129V193H127ZM126 194V196H128ZM141 194V195H140ZM164 194V195H163ZM172 194V195H173ZM175 194V195H176ZM196 194V195H197ZM206 194H205V196H206ZM222 194V195H221ZM8 195V194H7ZM14 195H16V194H14ZM29 195H27V196H29ZM44 195V194H43ZM72 195V194H71ZM74 195V194H73ZM72 195V196H73ZM108 195H110V194H108ZM107 194H106V196H108ZM123 195V194H122ZM133 195V196H132ZM137 195H138V197H137ZM154 195V196H155ZM192 195V194H191ZM190 195V196H191ZM199 195H197L198 196V198L199 199H203V198H200L201 196H199ZM9 196H10V194H9ZM34 196H35V194H34ZM34 196L32 197V199L34 198ZM53 197H54V195H52ZM71 196V197H72ZM90 196V195H89ZM95 196H97V194L95 195ZM112 196V195H111ZM114 196V195H113ZM117 196H118V194H117ZM121 196V195H120ZM128 196V197H129ZM141 196V197H140ZM162 196H160V198L162 197ZM177 197H178V195H176ZM175 196V197H176ZM180 196H182V195H180ZM193 196V195H192ZM191 196V197H192ZM195 196V195H194ZM210 196H212V195H209V197ZM219 196V195H218ZM225 196V195H224ZM223 196V197H224ZM231 195H229V198H231L230 197ZM234 196H232L233 198H234ZM242 196H241V198L240 199H242ZM246 196H248L247 194H246ZM245 196V197H246ZM251 196V195H250ZM249 196V197H250ZM252 196H253V194H252ZM255 196H257V194L255 195ZM254 196V197H255ZM264 196V195H263ZM6 197V196H5ZM37 197V196H36ZM39 197V196H38ZM41 197V196H40ZM52 197V198H53ZM69 197V196H68ZM74 197V196H73ZM71 198V199H74V198ZM85 197V196H84ZM84 197H83V199H84ZM94 197V196H93ZM116 199H118L117 197H116V195L114 196ZM145 197V196H144ZM150 197H149V195H148V198H149V200H150ZM162 198V200L163 199H168L167 197H165V198ZM171 197V196H170ZM226 197V196H225ZM238 197V196H237ZM237 197H235V200H236V198ZM18 198V197H17ZM30 198V197H29ZM58 198V197H57ZM61 198H64V196H62ZM60 198V199H61ZM65 198L66 199H64V200H67L68 198L65 196ZM70 198V197H69ZM78 198V197H77ZM80 198V197H79ZM88 198V197H87ZM89 198H91V197H89ZM101 198V197H100ZM103 198V197H102ZM106 198V197H105ZM109 197H107V199H101V201H103V203H106L107 202V200H109L108 199ZM115 198H113L112 197V199L111 200H114ZM119 198H121V197H119ZM122 198H124V196L122 197ZM132 198H127V200H129L130 202H132L131 200H132ZM135 198V199H136ZM160 198L158 197L157 198V200L159 199L160 200ZM172 198L174 199L173 201L175 202V199L177 200V198H174V196H172ZM181 197H179V199H180ZM212 198H214V196L212 197ZM227 198V197H226ZM239 198V197H238ZM263 198V197H262ZM262 198H259V196H258V198L256 199V201L257 200H260V199H262ZM8 199V198H7ZM13 199V198H12ZM19 199V198H18ZM21 199V198H20ZM24 199V198H23ZM31 199V198H30ZM39 199V198H38ZM70 199V200H71ZM82 198H80V200H81ZM93 199V198H92ZM114 200V203H116L115 201H117V200ZM135 199H133V200H135ZM182 199H183V196H182ZM206 199V198H205ZM216 199V198H215ZM215 199H214V201H215ZM218 199V198H217ZM224 199V198H223ZM240 199H238L241 203H242V201H243V199H242V201L240 200ZM14 200V199H13ZM17 200V199H16ZM22 200V199H21ZM20 200V201H21ZM35 200V199H34ZM36 200H37V198H36ZM41 200H42V198H41ZM41 200H40V202H41ZM44 200V199H43ZM59 200V199H58ZM64 200H62L63 202H64ZM70 200H68V202L70 201ZM77 200V199H76ZM76 200L74 199V201H75V204H76ZM80 200H79V202H80ZM86 200V199H85ZM93 200H96V198H94ZM93 200L90 202V203H92L93 204ZM100 199L98 198V201H99ZM106 200V201H105ZM110 200V201H111ZM120 200V199H119ZM125 200V198L123 199V201ZM126 200V201H127ZM143 200H146V198L144 199L143 198ZM151 200L152 201H154L155 199H153V198H151ZM162 200H161V202H162ZM168 200H170V199H168ZM204 200V199H203ZM207 200H208V198H207ZM210 200V199H209ZM213 200V199H212ZM230 200V199H229ZM229 200H228V202H229ZM234 200V201H235ZM255 200V199H254ZM262 200H264V199H262ZM0 201H2V200H0ZM6 201V200H5ZM9 202H10V199L8 200ZM24 201V200H23ZM33 201V200H32ZM32 201H29L30 202V204H31V202ZM51 201V200H50ZM49 201V202H50ZM53 201H55V200H53ZM61 201V200H60ZM72 201V200H71ZM101 201H99V203L101 202ZM120 201H122V200H120ZM120 201H118L119 203H120ZM122 201V202H123ZM139 201H140V199H139ZM141 201H142V199H141ZM140 201V202H141ZM147 202H148V200H146ZM152 201H151V203H152ZM165 201V200H164ZM177 201H179V200H177ZM176 201V202H177ZM183 201H184V199H183ZM191 201V200H190ZM193 201H195L194 200V198H193ZM217 201V200H216ZM218 201H219V199H218ZM222 201V200H221ZM227 201V200H226ZM224 202L223 201V203H227V202ZM238 201V202H239ZM255 201V203H257ZM4 202V201H3ZM8 202V204L10 205V203ZM14 202V201H13ZM11 203L12 205L14 204V203ZM35 202H39V200L38 201H35ZM35 202H34V205H35ZM43 202V201H42ZM48 202V203H49ZM67 202V201H66ZM66 202H64V203H66ZM82 202L84 203V204H86V202H88V200L87 201H83L82 200ZM81 202V203H82ZM111 202H113V201H111ZM110 202V203H111ZM128 202V201H127ZM129 202V205L131 204ZM139 202V203H140ZM155 203H156V201H154ZM154 202H153V204H154ZM160 202V201H159ZM173 202V203H174ZM182 202V201H181ZM187 202V201H186ZM186 202H184V204H186ZM197 201H195V206H197V203H196ZM202 202H205V201H202ZM201 202V203H202ZM213 202V201H212ZM212 202H210V203H212ZM237 202V201H236ZM236 202H233L232 201V203H235V205L237 204ZM247 202H249V203H251V202H253L252 200H249V201H246L245 203H247ZM260 202V201H259ZM259 202H258V204H259ZM262 202V201H261ZM264 202V201H263ZM7 203V202H6ZM6 203H4V204H6ZM16 203V202H15ZM20 203V202H19ZM44 203V202H43ZM51 203L52 202H50L49 204L51 205ZM55 203V202H54ZM56 203H58V202H56ZM61 202H59V204H60ZM78 203V202H77ZM81 203H80V206H81ZM94 203H98V202H94ZM107 203H109V201L107 202ZM138 203V202H137ZM143 203H145V202H143ZM143 203H140V204H143ZM149 203V202H148ZM158 203V202H157ZM165 203V202H164ZM179 203V202H178ZM178 203H176L177 204V206H178ZM190 203V202H189ZM189 203H187L186 205L188 206V204ZM199 203H200V201H199ZM223 203H221V204H223ZM230 204H231V201L229 202ZM243 203H244V201H243ZM249 203H248V205H249ZM17 204V203H16ZM21 204H22V202H21ZM24 204V203H23ZM36 204H39V203H36ZM44 204H46V201H45V203ZM44 204H42V203H40V205H44ZM63 204V203H62ZM62 204H61V206H62ZM69 204V203H68ZM83 204V206H85ZM113 204V203H112ZM133 204H134V201H133ZM139 204V205H140ZM153 204H151V205H153ZM160 204H163V203H160ZM159 204V205H160ZM167 204H168V202H167ZM166 203L164 204L165 206H168ZM170 204H171V202H170ZM176 204H174V205H172V206H174V207H172L171 205H169V207H172V208H174V210H172V211H175V209H176ZM180 204H182V203H180ZM191 204H192V201H191ZM203 204V203H202ZM201 204V205H202ZM205 204V206H206V204L207 203H204ZM215 204H217L218 206H219V204H220V202H219V204H218V202L217 203H215ZM228 204V203H227ZM264 204V203H263ZM15 205V204H14ZM13 205V206H14ZM17 205H19V204H17ZM25 205V204H24ZM27 205H29V203L27 204L26 203V207L28 208V206ZM58 205V204H57ZM64 205V204H63ZM73 205V204H72ZM77 205H79V204H77ZM87 205V204H86ZM94 205V204H93ZM100 205V204H99ZM104 205V204H103ZM115 205H117V204H115ZM128 205V204H127ZM137 205V204H136ZM146 205H148V204H146ZM156 205V204H155ZM163 205V206H164ZM199 205L200 204H198V207H199ZM200 205V206H201ZM234 205V204H233ZM255 205V204H254ZM261 205V204H260ZM16 206V205H15ZM21 206V205H20ZM35 206H37V205H35ZM53 206H56V204L55 205H53ZM66 206V205H65ZM64 206V207H65ZM68 206V205H67ZM74 206V205H73ZM87 206H89V204L87 205ZM105 206V205H104ZM109 207H110V205H108ZM108 206H106V207H108ZM112 206H114V205H112ZM111 206V208L112 209H114L113 207ZM122 206V205H121ZM125 206V205H124ZM124 206L121 208L120 206L117 208V207H115L116 209H119V211H120V209H122V211H123V209H124ZM148 206H150V205H148ZM157 206V205H156ZM194 207L193 205H189V207ZM23 207H25V206H23ZM22 207V208H23ZM25 207V208H26ZM45 207H46V205H45ZM57 207H59V205L57 206ZM96 207H98L97 205H96ZM108 207V210L106 209V211H110L109 213L110 214H105L106 215V218H105V215H103L104 217H103V219H101V217L100 218H98L99 220V222L101 221V224L99 225L98 224V226H96V230L95 231H93V229L92 228H94V224L96 223H98L97 222V220H94L93 218H95L96 219V216L97 215H95V216H91L92 218H90L91 219V221L89 220V221H86L89 217H86V220L84 219L85 217H83V219H84V221H86V222H88V223H93V221H92V219L94 220V221H96V222H94L93 223V226H91L90 227V225L88 226V223H86L85 222V225H87V226H85L83 223H84V221L82 222V223H80V221L77 223V221L75 220V219H73V218H75V216H76V218H77V215H75V214H73V213H76L75 211L73 212V211H69V212H72L71 214H72V216L71 215H67L68 217H72V219L73 220H71L70 219V222L69 221H67L68 220V218L66 219V220H63L62 221V218H64L65 216H66V212L64 211V213H65V216H63V217H60L62 214H63V212L61 213V211H58L59 213H57V211H53V212H51V215L53 216L54 214H56L57 215V217L58 218H61V221L62 222H64L65 224L66 223H70V224H67V225H65V226H60L62 223H60L59 224V228L57 227V229H61L62 230V228H63V232H65V231H68L66 234V236H67V238H69V237H71L72 235L74 236H80L79 237V239L77 240V238H75V236L73 237H71L72 239L73 238H75L76 240V242L75 241H72V240H70V238L69 239H64L63 237L65 236L64 235V233L62 232V235H64V236H62L61 235V237L63 238H61L60 237V234L61 233H59L61 230H58L59 232V236H58V234H55L56 236H58V237H60L62 240L61 241H58V238H57V240H55V242H53V243H51V241H50V239L47 237V239L48 240H45L42 236H40L41 235V233H38V228L37 227H41V226H36V230H37V233H36V230H35V234L33 233L34 232V230L32 229L33 228V226H34V229H35V223L33 222L34 220H36V219H33L32 220V222L30 221L29 223L27 222V221H25V223L27 222L28 224H25V223H23V224H25V226H26V228H27V226H29V225H31V223H34V225H32V227H28V228H31L32 230H33V232L32 231H30V230H28V231H30V232H32L31 234L32 235H34V238L36 237L37 238V236L39 235L40 237H42L43 239H41V238H39V240L40 241H37L38 240V238H37V240H36V242L34 241V240H29L30 242L28 243V241L26 242V240L24 239V237L25 236H28V235H24L22 232H21V234H22V236L24 235V237H23V239H21V241H23V242H21V241H19V243L20 244H16V243H18V242H15V245H13L14 243H12V245L11 246H7V245H9V244H7L6 246L7 247H5L4 249H0V264H119V262H120V260L121 259H123V261H124V259H126V258H122L120 255H121V252L124 250V252H126V255L128 254V252H130L129 253V255H125V253L123 252V255H125L126 257H128V256H130V257H128V258H130V260L131 259H133L134 260V262L133 263H131L130 262V260L128 261V262H130L131 264H158V263H155L156 262V259L159 261V262H161V261H163L162 263H166L167 264V262H169V264H185V262H186V264H264V235H262L263 234V232H264V227H262V225L264 226V218L262 219L261 217H258V216H260L259 215V213H256V215H258L257 217H258V219L256 220V219H254V220H256V224H258V226H256V227H262V228H260V229H262V230H258L259 232L260 231H262V233L260 232H258L259 234H261V235H259L258 234V237L256 236H254L253 238H251V239H249L248 241L247 240H245V242L247 241V242H249L248 244H239V243H241V242H243L244 241V239H243V241H241L239 238H237L238 240H240V242L238 241V242H236L234 239L232 240V239H230V240H227V239H225L226 240V242L228 243V246L230 245L231 246V248L233 249V256L230 258L231 260H229L228 258V256H225V254H224V256H222V251L223 250H221L220 251V247L218 246V244L220 243H222L223 244V241H222V239H220V240H218L219 238H220V236H219V238L218 239H216V240H212V239H210V237H211V235H208V234H206V233H217L216 231H214V232H206L207 230H205L204 228V230H205V232H200L199 233V231H198V234L195 232V234L196 235H194L193 233H194V225H192V227H191V222L190 221H192V220H189L188 219V221L189 222H187L188 223V225H186V226H188V228L186 227V229L187 230H185V229H182L183 230V232H185V233H183V234H181V232H179L178 231V233L179 234H181L179 237H180V241H179V239H178V237H176L175 235H173V237L172 238H174V236H175V238L176 239H178L177 240V242L179 241L181 244L179 245V243L178 244H176V240H175V238H174V241L175 242H173L172 243V241H171V243L173 244H171L170 246H169V248L168 247H166V250H164V248L162 247V250L160 249L159 251H161L160 252V254H158L159 255V257H158V255H156L157 257H156V259L155 258H153V257H155V256H153V255H155V253L152 255L150 252H154V250H157L156 248L154 249V247H153V251H150V248H149V246H148V244H146V243H144L143 242V240H145V239H143L142 240V237H139V238H141V239H136V238H132L133 236H132V234L131 233H133V231L132 232H130V238L131 239H129V236L128 237H125V238H127V240H128V242L126 241V239L124 238V236H122L121 234L123 233V232H125L123 235H126L127 233H126V228L124 227L125 225L124 224H122V225H124L123 227L126 229H122V227L120 228V229H122L123 231H118L119 230V224H117V222H119V221H117V220H114V219H112V220H114L115 221V223H116V225H114L112 222L113 221H111V220H108V217L111 215V211H113L112 209L110 210V208ZM127 207V206H126ZM125 207V208H126ZM135 207V206H134ZM134 207H131L129 210V212H131V210L133 211V208ZM169 207H167V208H169ZM181 207H182V205H181ZM181 207H180V205H179V209H181ZM191 207V208H192ZM202 207H203V205H202ZM213 207H214V204H213ZM212 207V208H213ZM232 207V206H231ZM235 207V206H234ZM259 207V205L256 207V210H257V208ZM264 207V206H263ZM263 207H260L259 208V211H262L263 209H261V208H263ZM47 208H48V204H47ZM67 208V207H66ZM74 208H75V206H74ZM81 208V207H80ZM85 208H86V206H85ZM84 208V209H85ZM136 209H137V206L135 207ZM134 208V209H135ZM140 208V206L138 207V209ZM141 208H143V211H144V205H143V207L141 206ZM140 208V209H141ZM157 208V207H156ZM155 208V209H156ZM164 208V207H163ZM184 207H182V209H183ZM188 208V207H187ZM218 208V207H217ZM244 208V207H243ZM41 209V208H40ZM39 209V210H40ZM44 209V208H43ZM57 209V208H56ZM65 209V208H64ZM82 209V208H81ZM79 210V212H81V211H83V209L82 210ZM88 209H90L89 207H88ZM88 209H85L83 212H84V214H85V211L86 210H88ZM98 209V208H97ZM114 210V211H117V210ZM139 209V210H140ZM148 209H150V207H148ZM154 209V208H153ZM159 209V208H158ZM165 209V208H164ZM169 209H171V208H169ZM169 209H168V211H169ZM197 209V208H196ZM237 208H235V209H232V210H236ZM241 210H244V209H242V208H240ZM252 209V210H251ZM254 209H255V207H254ZM253 208H250L249 210L251 211V212H256V210H254ZM28 210H30V209H28ZM27 210V211H28ZM42 210V209H41ZM50 210V209H49ZM53 210H54V208H53ZM66 210V209H65ZM100 210V209H99ZM98 210V211H99ZM124 210H126V211H128V209H124ZM146 210H147V206H146ZM151 210V209H150ZM150 210H147V211H150ZM183 210H185V209H183ZM212 210H214V208L212 209ZM212 210H209L210 212V214H216V213H212V212H217V213H219L220 211H225L226 212V210H216V211H212ZM232 210L230 209V211H229V213L230 212H232ZM241 210H239V211H241ZM245 210H248V209H246L245 208ZM249 210H248V212H249ZM26 211V210H25ZM24 211V212H25ZM52 211V210H51ZM67 211V210H66ZM94 211H96V210H93V213H94ZM101 212L100 213H102L103 211H104V209H102V210H100ZM113 211V212H114ZM119 211H117V212H114V214L115 215H117L116 213H118V215H119ZM137 210H135V212H136ZM165 211H167V210H165ZM193 211H195V210H192V212ZM198 212H199V210H197ZM201 211V210H200ZM203 211V210H202ZM201 211V212H202ZM208 210H206L205 211V208H204V213L205 212H207ZM227 211V212H228ZM238 211V210H237ZM237 212V214L235 213L236 211H233V213H228V215L229 216H227L226 214H223V215H221L220 214V216L219 215H217L216 214V216L215 217H217V216H219V217H222L223 218V220H225V218L226 219H228L229 217H233L232 219H231V223H233L234 224V227H236V229L235 230H232V232H230V233H234V231H240V232H242L243 233V231H241V229H239L240 228V226H239V224H240V222H242L241 220V218H239V219H237V217L235 216L234 217V213L236 214V215H238L239 214V216L241 215L240 213L241 212ZM259 211H257V212H259ZM46 212V211H45ZM44 212V213H45ZM68 212V213H69ZM79 212H77V214L79 213ZM87 212H89V210L87 211ZM134 212V211H133ZM134 212V213H135ZM152 212H153V210H152ZM156 212H157V210H156ZM180 212V211H179ZM187 212V211H186ZM201 212H199L200 214H201ZM202 212V213H203ZM242 212H244V211H242ZM247 212V211H246ZM53 213V214H52ZM90 213H91V211H90ZM90 213H89V215H90ZM96 213V212H95ZM124 213H125V211H124ZM137 214H138V212H136ZM140 213H142V210L140 211ZM149 213V212H148ZM151 213V212H150ZM161 213V212H160ZM165 213V212H164ZM172 213V212H171ZM171 213L169 212V214H168V216H167V218H170L169 216L171 215ZM182 213V212H181ZM181 213H178L177 214V211H176V214L175 213H172V215L173 214H175V215H180ZM185 212H183V214H184ZM187 213H189L190 214V212L188 211ZM187 213H185V214H187ZM197 213V212H196ZM196 213H192V215H196ZM209 213H207V215L209 214ZM222 213V212H221ZM25 214V213H24ZM23 214V216L25 217V216H27V215H31V213H29V214H25L24 215ZM39 214V213H38ZM38 214H36L35 216H38ZM41 214V216H42V213H40ZM39 214V215H40ZM46 214H48V210H47V212H46ZM59 214V215H58ZM61 214V215H60ZM83 214V213H82ZM113 214V213H112ZM121 214H122V212H121ZM126 214V213H125ZM166 214H167V212H166ZM182 214V215H183ZM206 214V213H205ZM232 214V216H230ZM245 214V213H244ZM248 214H250V213H248ZM261 214V213H260ZM48 215H50V214H48ZM91 215H92V213H91ZM101 214H99V216H100ZM109 215V216H108ZM115 215H111L112 216V218L113 217H120V216H115ZM140 215H143V214H139V216ZM154 215H157V217L158 216H160L161 217V215L160 214H155L154 213ZM153 215V213H152V216H154ZM162 215H163V213H162ZM199 215V214H198ZM206 215V216H207ZM243 215V214H242ZM254 215V217H256L255 216V213L253 214ZM252 215V216H253ZM261 215H263V214H261ZM32 217L34 216V215H31ZM34 216V217H35ZM40 216V217H41ZM44 216H46L45 214H44ZM84 216V215H83ZM86 216V215H85ZM108 216V217H107ZM110 216V217H111ZM123 216V217H122ZM121 217L124 219L126 216V218H130L131 216L133 217V218H135L134 216H133V214L132 215H130L129 217H128V215H126V216H124V215H122ZM135 216H137L136 214H135ZM144 216V215H143ZM142 216V217H143ZM146 216H148V215H145L144 217H145V219H146ZM152 216H151V214H149V217L150 218H152ZM163 216H166L165 214L163 215ZM203 216H204V214H203ZM205 216V217H206ZM210 216V215H209ZM208 216V217H209ZM247 216V215H246ZM246 216H244V217H246ZM264 216V215H263ZM262 216V217H263ZM30 217V216H29ZM39 217V216H38ZM79 217H81L80 219H82V216H78V218H77V220H80L79 219ZM132 217H131V220H132ZM138 217V216H137ZM143 217V218H144ZM159 217V218H160ZM173 217H174V215H173ZM180 217V216H179ZM183 217V216H182ZM182 217H180L181 219H182ZM185 217H187V216H185ZM184 217V218H185ZM193 217V216H192ZM219 217H217L218 219H220ZM242 218H243V216H241ZM248 217V216H247ZM250 217H251V215H250ZM27 218H28V216H27ZM52 218V217H51ZM50 218V216H49V219H51ZM58 218H57V221H55L56 220V217H55V220H54V218L53 219H51L50 221H49V219H47L48 221H49V225L51 224L50 222L51 221H55L54 223H56L57 222V224H58V222H60L59 220H58ZM122 218H120L121 220H122ZM125 218V219H126ZM150 218L148 219V220H150ZM154 218V217H153ZM156 218V217H155ZM159 218H157V220L159 221L160 219ZM165 218V217H164ZM174 218H176V217H174ZM183 218V219H184ZM199 218H200V215H199ZM39 219V221L41 220V218H38ZM45 219V218H44ZM101 219V220H100ZM108 220L107 221V223L109 224L110 222L113 224V226H112V224H111V226H110V228H112L113 227V229L116 227H118V230H117V232H120V235L122 236V239L124 240V242L123 243H125V241H126V245H128L127 243H129L130 244V246L128 247V246H123V243H121L122 244V248H123V250H122V248H120L121 249V252H120V255H119V260H118V258H116L115 256H117V254L119 253L118 251L119 250H116V247L118 246L119 247V245H120V243L118 244V245H116L115 246V249H114V247H113V243H112V245H111V243H109L108 245H106V246H103V244L105 243V242H103V244L101 243V242H98V240H97V244L95 243V240L96 239H99V238H101L102 237V235L104 234L105 235V232H106V236H109L108 238L106 237V239L108 240H111V236L109 235V233L108 232H110V231H106L105 229H106V227H107V229H108V226H106V225H104L105 227H104V231H103V228H101V225H102V227H103V224H102V222H103V220ZM120 219H118V220H120ZM124 219V220H125ZM140 219V217L138 218V220ZM209 219V218H208ZM241 219V220H240ZM249 219L250 218H248V221H249ZM253 219V218H252ZM31 220V219H30ZM74 220L76 221L75 223H74ZM130 219L129 220H127L126 222H128V221H131ZM152 220V219H151ZM150 220V222L152 223V221ZM163 220V219H162ZM164 220H166V219H164ZM175 220V219H174ZM176 220H178V218L176 219ZM185 221H187L186 219H184ZM183 220V221H184ZM194 220H196V219H194ZM210 220H212V218H210ZM214 220V219H213ZM215 220H216V218H215ZM229 220L230 219H228L227 220V225H229L230 226V230L233 228V226H232V228H231V223L229 222ZM237 220V221H236ZM245 220H246V218H245ZM251 220V219H250ZM259 220H262L261 222L259 221ZM38 221V220H37ZM36 221V222H37ZM38 221V222H39ZM41 221H44L43 219L41 220ZM47 221V222H48ZM66 221V222H65ZM117 221V222H116ZM134 221V220H133ZM137 221V220H136ZM156 222V219H154L153 220V222ZM158 221L156 222V223H158ZM171 221V220H170ZM182 221V223H185V222H183ZM199 221H200V219H199ZM199 221H196V223H198ZM205 221H206V219H205ZM243 221H244V218H243ZM248 221H244L245 222V224L247 223V225H246V227H251V225H249L248 226ZM37 222V224L38 225H42V224H39ZM46 221H44V224H43V226H45V224H48V223H45ZM73 222V223H72ZM123 222V221H122ZM135 222V221H134ZM134 222H133V224H134ZM147 222V220L144 222V224H143V222L141 223V224H143V225H145V223ZM164 222V221H163ZM163 222L161 223H159V224H163ZM178 222V221H177ZM213 221H210V223H212ZM221 222H222V219H221ZM220 222V223H221ZM224 222V221H223ZM221 223L222 225H224L225 227H226V229L224 228V227H222V225L220 224L219 225V222L217 221L216 222V224L218 223V225H219V227L221 226V228H222V230L223 229H225V232H226V230H227V232L229 233V229H227V225H226V221L224 222V223ZM237 222H239V223H237ZM252 222H253V220H252ZM252 222H250V223H252ZM255 222V221H254ZM41 223V222H40ZM54 223H52V224H54ZM104 224H105V222H103ZM124 223H125V221H124ZM132 223V222H131ZM139 224H140V222H138ZM138 223L137 222H135V226L133 225V224H131V225H133L134 227H136L137 228V226H139L138 225ZM150 223V224H151ZM165 223V222H164ZM171 224V222H168V220H167V222H166V224H163V225H167V224ZM173 223L174 224H176L175 223V221H173ZM171 224L172 225V228H175L174 227V224ZM181 223V222H180ZM203 223V222H202ZM206 223V222H205ZM95 224V225H96ZM129 224V223H128ZM140 224V225H141ZM147 224V223H146ZM153 225H154V223H152ZM214 224V223H213ZM243 224V223H242ZM16 225V228H17V226L19 225H17V224H15ZM15 225H13V227L15 226ZM21 225V224H20ZM18 226V227H20L21 229H22V226H23V228H24V225H22V226ZM55 226H56V224H54ZM54 225H52V226H54ZM137 225V226H136ZM143 225H141L142 227H143ZM153 225H151L150 227H153ZM208 225V224H207ZM241 225V224H240ZM244 225V224H243ZM42 226V227H43ZM48 228H49V226L48 225H46ZM128 226V225H127ZM126 226V227H127ZM130 226V225H129ZM133 226H130V227H132L133 228ZM149 226V225H148ZM160 226V225H159ZM175 226H178V225H175ZM183 226H185V225H183V224H181V227H183ZM197 226H199V225H197ZM200 226L201 227H203V225H201L200 224ZM200 226H199V228H200ZM210 226V225H209ZM239 226V228H237ZM7 227H9V226H7ZM11 227V226H10ZM10 227H9V230H10ZM12 227V228H13ZM41 227V228H42ZM88 227L90 228V230H89V232H87L88 230ZM142 227H140L139 226V229H141ZM147 227V225L145 226V228ZM163 227V226H162ZM162 227H161V229H162ZM208 227V226H207ZM210 227H212V226H210ZM218 227V228H219ZM242 227V226H241ZM253 227H254V225H253ZM11 228V229H12ZM15 228V227H14ZM15 228V229H16ZM27 228V229H28ZM43 228H45V227H43ZM128 228V227H127ZM144 228V229H145ZM157 228V225L155 226V228L153 227V229L155 230ZM165 228V227H164ZM169 228V227H168ZM206 228V227H205ZM216 228V227H215ZM244 227H242V229H243ZM252 228V227H251ZM251 228H249V230H251ZM8 229V228H7ZM18 229V228H17ZM21 229H19V230H21ZM27 229H24V230H27ZM47 229V228H46ZM112 229V230H113ZM129 229V228H128ZM138 229V228H137ZM138 229V232L139 231H142V230H139ZM147 229L149 230V228L147 227ZM152 229V231H154ZM159 231H160V228H157ZM156 229V230H157ZM170 229V228H169ZM180 229V228H179ZM197 229V228H196ZM202 228H200V230H201ZM213 229V228H212ZM253 229V228H252ZM254 229H256V228H254ZM259 229V228H258ZM6 230V229H5ZM18 230V231H19ZM45 229H43V231H44ZM125 230V231H124ZM133 230V229H132ZM136 230V229H135ZM135 230H134V232H135ZM155 230V231H156ZM163 230V229H162ZM166 232L168 231V229H167V227H166ZM165 230L164 231H160V233L159 234H161V232H164V234H166L165 233ZM170 230H173V229H170ZM169 230V231H170ZM177 230H178V227H177ZM185 230V231H184ZM198 230V229H197ZM196 230V231H197ZM203 230V231H204ZM216 230V229H215ZM248 230V229H247ZM246 229H245V233H246V231H247ZM248 230V231H249ZM16 231V230H15ZM23 231V230H22ZM54 231V230H53ZM52 231V232H53ZM97 231V232H96ZM114 232H116L115 231V229L113 230ZM129 231H131V230H128V233H129ZM143 231H146V230H143ZM154 231V232H155ZM159 231H157V232H155V233H153V234H156L157 233V235H151V236H154V237H157V239L160 237L159 235H158V232ZM169 231L167 232L168 233V235H170L169 234ZM174 231V230H173ZM180 231H181V229H180ZM210 231V230H209ZM224 231V230H223ZM8 233H9V231H7ZM13 231H10V234L12 233ZM47 233L46 234H44L43 232H42V235L44 234L45 236H47V234L49 233L48 232V230L46 231ZM50 232H51V229H50ZM52 232H51V234H52ZM55 232H57V231H55ZM54 232V233H55ZM114 232H112V233H114ZM151 232V229L149 230V233ZM189 232V233H188ZM191 232V233H190ZM221 232V231H220ZM220 232H218V233H220ZM236 232H235V236L237 235V236H240V235H238L239 233H237L236 234ZM251 232V231H250ZM16 233H17V231H16ZM24 233H25V231H24ZM111 232H110V234H112ZM135 233H137V232H135ZM135 233H133V235H135ZM145 233V232H144ZM148 232H146V235H148L149 236V234H147ZM171 233V232H170ZM204 233V234H203ZM214 233V234H215ZM224 233V232H223ZM229 233V234H230ZM245 233H243L244 235H242L243 237L245 236ZM249 233V232H248ZM247 233V236H250L249 234ZM253 233H254V231H253ZM253 233H252V235H253ZM7 234V233H6ZM15 234V233H14ZM26 234V233H25ZM36 234H37V236H36ZM50 234V233H49ZM48 234V235H49ZM108 234V235H107ZM115 234V233H114ZM142 234H143V232H142ZM141 234V232H139V234L137 233V235L139 236V235H142ZM151 234V233H150ZM172 234H173V232H172ZM227 234V233H226ZM225 234V235H226ZM228 234V235H229ZM255 234H256V232H255ZM254 234V235H255ZM17 235V234H16ZM16 235H14V237H17ZM43 235V236H44ZM54 235V234H53ZM68 235H69V237H68ZM71 235V236H70ZM113 235V234H112ZM120 235H116L117 237H119ZM128 235V234H127ZM143 235H145V234H143ZM142 235V236H143ZM146 235L144 236V237H146ZM162 235V234H161ZM228 235H227V237H228ZM232 235V234H231ZM230 235V236H231ZM234 235V234H233ZM233 235H232V237H233ZM251 235V236H252ZM257 235V234H256ZM9 236V235H8ZM11 236H12V239H13V234H11L10 235V238H11ZM21 236V237H22ZM38 236V237H39ZM44 236V237H45ZM65 236V237H66ZM120 236V237H121ZM132 236V237H131ZM147 236V237H148ZM151 236H149V238L151 237ZM164 236V235H163ZM214 236V235H213ZM212 236V238H215V237H213ZM236 236V237H237ZM18 237H19V234H18ZM17 237V238H18ZM29 237H31V235L29 234ZM49 237L51 238L52 236H50L49 235ZM54 237V239H55V236H53ZM112 237H114V236H112ZM146 237V240L148 239ZM154 237H153V239H154ZM170 237V239H167V240H165L167 243H168V240H169V242H170V240H171V235L169 236ZM241 237V236H240ZM243 237H241V238H243ZM33 238V237H32ZM59 238V239H60ZM102 238H104V237H102ZM163 238V237H162ZM164 238H166V236H164ZM209 239L211 242H213V244H210V247H209V245L207 246L208 247V250H207V252H202L201 250H199V246H197V245H199L200 244V246H201V249H202V245L205 243L206 244V240L205 239ZM231 238V237H230ZM248 238V237H247ZM250 238V237H249ZM30 239V238H29ZM105 239V238H104ZM104 239H102L103 241H104ZM157 239H155V240H157ZM194 239H197V241L198 242H196V244H195V242H194ZM207 239V240H208ZM229 239V238H228ZM8 240V239H7ZM10 240V239H9ZM13 240H15V238L13 239ZM12 240V241H13ZM25 240V241H24ZM28 240V239H27ZM51 240H53V239H51ZM101 240V239H100ZM113 240H115V237H114V239ZM142 240V241H141ZM149 240V239H148ZM150 240H152V237L150 238ZM155 240H153V241H155ZM204 240L206 241V242H204ZM17 241V240H16ZM34 241V242H33ZM50 241V242H49ZM116 241V240H115ZM114 241V242H115ZM153 241H151V243L153 242ZM158 241H162V239L160 240H158ZM202 241V243L203 244H201L200 242ZM218 241H220L218 244H217V242ZM14 242V241H13ZM107 242H109V241H106V244H107ZM119 242H121V239L119 240ZM163 242V241H162ZM162 242H159V243H162ZM7 243V242H6ZM9 243V242H8ZM10 243H11V241H10ZM100 243V244H99ZM116 243H118L117 241L115 242V244ZM150 243V242H149ZM151 243H150V246H151ZM157 242H155V244H156ZM165 243V242H164ZM244 243V242H243ZM102 244V245H101ZM153 244V243H152ZM166 244V243H165ZM208 244V243H207ZM101 245V246H100ZM175 245H179V246H181L180 248H179V246L177 247H175ZM102 246H103V248H102ZM152 246H154V245H152ZM158 246V245H157ZM162 246V245H161ZM161 246H160V248H161ZM168 246V245H167ZM205 245H203V247H204ZM222 246H224L225 247V244H223ZM126 247H128V249L127 250H125V248ZM206 247V246H205ZM179 248V252L178 253H180V250H182L181 251V255L180 256H183L182 258H184V260L183 259H181L179 256H177L176 255V257H178V258H176L175 257V249H178ZM228 248H230V247H228ZM230 248V249H231ZM221 249H223V247H221ZM226 249V248H225ZM224 249V250H225ZM228 250V251H231V250ZM204 250H206V248H204L203 249V251ZM178 251V250H177ZM177 251H176V254H178L177 253ZM226 251V250H225ZM118 252V253H117ZM224 252V251H223ZM225 253V252H224ZM141 257V259H139L138 257ZM144 256V257H143ZM124 257V256H123ZM142 257L144 258V259H142ZM116 258V259H115ZM121 258V259H120ZM139 259V261H138V259ZM182 260V262L180 261V260ZM142 260V261H141ZM164 260H166L167 262H165ZM178 260V261H177ZM123 261H121L122 263H123ZM141 261V262H140ZM231 261V262H230ZM126 262H127V260L125 261V264H126ZM137 262H139V263H137ZM130 263H127V264H130ZM161 263V264H162ZM121 264V263H120ZM124 264V263H123Z\"/></svg>","mask_w":264,"mask_h":264},{"label":"rangeland","instance_id":"obj_2","mask_svg":"<svg viewBox=\"0 0 264 264\" xmlns=\"http://www.w3.org/2000/svg\"><path fill=\"white\" fill-rule=\"evenodd\" d=\"M93 1H95V0H92L91 2L94 4L95 2L98 4V6H97V8H98V12L96 11V13H95V9H96V3L93 5V4H90V3H87L86 5L85 4H83L84 3V0H8V1H6L5 0V2L4 1H0L2 4H3V7H4V11H6V13H7V15L8 16H11L13 13H11V12H14L15 10H18V9H23V10H27L28 9V11H26V14H24V16H26V17H22V20L21 21H25V23L24 24H17V23H12V24H10V26L9 25H7L6 26V28H5V24L3 23V21L5 20V19H2L3 17L0 15V25H1V28H5V29H3V30H1V34H0V41H2V40H4L3 41V44L2 45H4V46H0V68H2V67H4V66H8V65H13V67H12V69L11 70H9L8 69V72L9 73H7V76H5V73L4 72H0V86H2V87H0L1 88V90H2V88L4 87V83H6V82H8V81H10L9 79H10V77L12 76V73L14 72V70H16V65L14 64V62L15 61H19L20 63H21V61H23L24 62V59L26 60V62L27 61H29V60H31L32 59V56L34 57V55H35V52L37 51V55H38V53H39V51L40 52H42V53H44V52H46V53H49L50 54V58H52V60H55L56 58V60L57 61H59L58 63H57V61L55 60V63L53 62V64H51L50 65V67L49 66H47V65H43L42 66V72H40V74L41 75H38V73H37V64L35 63V62H32L31 63V61H29L30 62V64L29 65H27V63L26 62H24V64H23V62H22V64L25 66V63H26V65L27 66H25V68L22 70L23 71V74H24V80L25 81H23L24 82V84H20L19 86H17L16 88L17 89H15L14 88V90L12 89V92L9 94V95H3L2 93H3V91H1L0 92V185L3 187H1L0 186V192L1 191H3L4 193L3 194H0V200H2V201H0V249H4L5 247H7V246H11L12 245V243H14L13 245H15V242H18V243H16V244H20L19 243V241H21V239H23V237H24V235H28V236H25L24 237V239L26 240V242L28 241V243L30 242L29 240H34L35 242H36V240H37V238H38V240L37 241H40L41 239H45V240H48L47 239V237L50 239V241H51V243H53V242H55V240H57V238H58V241H61L63 238L64 239H69L70 238V240H72V241H75L76 239L75 238H77L75 235V238H71V237H69V235H68V237L69 238H67V232L68 231H65V232H63L64 230H63V228H62V230L61 229H57V227L59 226V224L60 223H62L60 226L62 227V226H65V225H67V224H70L71 222H70V219L71 220H73V219H75L76 221H77V223L80 221V223H82L83 221H84V219L86 220V217H89L86 221H91V219L90 218H92L93 216H95V215H97L96 216V219L95 218H93L94 220H97V224L95 225L94 224V228H92L93 229V231H95L96 230V226H98V224L100 225L101 224V219H103V215H107V214H110L108 211H106V209L108 210V205H110V210L112 209L111 208V206L112 205H114V206H112L114 209H112L113 211L116 209L115 207H123L124 205V209H128V211H126V210H124L123 209V211H122V209H120V211H119V209H116L117 211H119L120 213H119V215H118V213H116L118 216H120V217H113L112 218V216L111 215H115L114 214V212H117V211H111L112 213H111V217L109 216H107L108 217V220H111V221H113L112 223L114 224V225H116V223H115V221L114 220H117V221H119V222H117V224H119V230H118V227L116 228H114L115 229V231L116 232H114L113 230V227L112 228H110V226H111V222L108 224L107 223V221L104 219L103 220V222H105V224L102 222V224H103V227H102V225H101V228H103V231H104V225H106V226H108V229H107V227H106V231H110L111 233L112 232H114V233H112V234H110V232H108L109 233V235L111 236L110 238H111V240H107L106 239V237L108 238L109 236H106V232H105V235L103 234L102 235V237H104V238H99V239H96L95 240V243L97 242V240H98V242H101L102 244H103V242H105L104 244H103V246H106V245H108L109 243H113L114 245H113V247H114V249H115V246L116 245H118L119 243H120V245H119V247L117 246L116 247V250H119L117 253V256H115L116 258H118V260H119V255H120V252H121V249L120 248H122L121 246H122V244L121 243H123L124 242V238L125 237H128L129 236V239H131L130 238V235L132 234V238H136V239H141V238H139V237H142V240L143 239H145V240H143V242L144 243H146V244H148V246H149V248H150V251H153V247H154V249L156 248L157 250H154V252H150L152 255L155 253V255H153V256H155V257H153V258H155L156 259V255H158V254H160V252L161 251H159L160 249L162 250V247L164 248V250H166V247H168L169 248V246L173 243V242H175L174 241V238H175V236L176 237H178V239H179V241H180V235L181 234H183V233H185V232H183V230L182 229H185V230H187L186 229V227L188 228V226H186V225H188V223L187 222H189L188 221V219L189 220H192V221H190L192 224H191V227H192V225H194V235H196L195 234V232L198 234V231H199V233L201 232H205V230H207L206 232H214V231H218V232H220V233H206V234H208V235H211V237H210V239H212L213 241L214 240H216V239H218L219 238V236H220V238L218 239V240H220V239H222V241H223V244H225V247L224 246H222L223 244L221 243H219L220 241H218L217 242V244H218V246L220 247H223V249H221V247H220V251L221 250H223L222 251V256H224V254H225V256H228L229 258V260H231L232 258V256H233V249L231 248V246L229 245L228 246V243L226 242V240L225 239H227V240H230V239H234L236 242H240V240L241 241H243V239H244V243L243 242H241V243H239V244H248L249 242H247L249 239H251V238H253L254 236L256 237H258V234L261 232L262 233V231H258V230H262V229H260V228H262V227H264L263 225H262V227H256V226H258V224H256V220L258 219V217H261L262 219L264 218V200H262V199H264V192H263V194L262 195H258V193H261L262 192V190H260V186L259 187H257L258 189H259V191L260 192H252V194H253V196H252V194H251V192H250V195H249V190H251V186L252 185H254L255 183H258V185H264V179H263V176H264V165H261V164H263V162H264V143L263 142H261L260 140V143H258V144H256L257 146H255L254 145V147H252L253 145H251L250 146V144L248 143V142H246L245 140V138H243L245 135L243 134L244 133V127H242V126H244V125H241L240 123H238V122H236L235 123V121H237V119H239V117H241L240 116V114H239V111H237L238 113H237V115H235V113H234V107H232L233 109H230V110H232V111H226V109H222V110H225L226 112L225 113H222L221 114V116L223 115V114H226L227 112H228V114L230 115V114H232L231 115V117H233L234 116V118H232V120L234 121L235 120V118H236V120L233 122V121H231L230 122V125H231V128H236L235 129V131H234V129H231V130H229L230 131V133L228 132V133H226V134H229V136L228 137H226L225 139L224 138H220V143H219V145H217V146H215L214 147V145H210V146H208L207 147V149L205 148L203 151L207 154V156L202 152V149H201V151H200V149L198 148V150L200 151H197L196 150V148H193V146L191 147V145H190V147L188 146L187 148H188V152H186V149L187 148H185V151H184V149L183 150H179V152H185L184 154H182V153H179V152H172L171 151V154H168V153H170V151H166V154H161V155H159L158 156V161H156L157 163L156 164H159V165H157L156 167L154 166V165H152V167H150V166H148V167H146L147 165H144V167H146V169L144 170V167H143V164H142V162L139 164V165H141L140 167L141 168H143V170H141L140 171V167H139V169L137 168L138 166H134V167H136V168H134L133 167V165H132V167L134 168V170L132 171L131 169H133V168H130V170H131V172H129L130 170H129V167L128 168H126L127 170H125L124 168L125 167H127V166H125V165H128V166H131L130 165V163H133L134 165L136 164L137 165V163H139L140 161H137V163L136 162H134V160H130L132 157H133V155H132V157H130L131 155V153H125L126 154V156L128 157V159H129V161H131V162H129L128 160H126V158L127 157H125V154H122L124 157H122V155L119 153V154H117L116 152H112L113 150H107V151H104V150H106V148H108V145L106 146L102 141L100 142V140H101V137H100V133L97 131L98 129H95L91 134H90V139L92 138V134L95 132V133H99V134H93V140H92V142L91 141H89V139H87L86 137L88 136V134L87 135H84L83 134V136H82V138H81V135L79 136V134L78 133H76V127H75V125H74V123L75 122H73V120H74V117H72V116H68L67 115V113L66 114H63L64 113V110L62 111V112H59L58 113V110H56V112H48L47 111V109H48V107H45V108H43V110L41 111V112H38L35 108H36V105H35V102H36V88H37V86H36V83H37V85H41L43 82H45V80H46V77H48V74L49 73H53V72H59V73H61V72H65V71H68L69 69H67V66L66 65H64L61 61L63 60V59H65L64 61H66L67 60V62H68V60L70 59V60H72L73 59V57H74V60H72L73 62H77V60L78 61H80L81 59H82V57L81 56H83V53H85L86 51H88V52H86V54L88 53H91V50H85V49H83V46H82V48L81 49H79V50H77V48H76V45L74 46L75 48H76V50H74V48L71 46L70 48H71V50L73 51V53H77V55H73V53H72V51L70 50V48H69V45H70V37H73L74 38V42H77L78 41V39L81 37V36H83L81 33H83V34H85V35H87L88 33L90 34V37H92L93 39L94 38H96V36H99L100 38H101V36H103L104 37V39H106L107 37V39H109V38H111L110 40L111 41H113L112 39H114V38H112L113 36H115V40H117V41H121V42H123V40H124V43H125V41H126V45L127 46H129V48H131V49H141V51H143L144 53H145V57H147L148 56V51L150 52L152 49H151V46H152V44L150 43V44H147V45H150L149 47H150V49H149V47L147 46V49H146V44L145 45H143V44H141V45H143V47H145L144 49L142 48V47H140L141 45H139L138 44V42L140 43V41L138 40V42H137V40L136 39H133L132 41L134 42H136L137 43V45L138 46H136V44H135V42L133 43H131V44H135V46H133V48L131 47L132 45H128L129 43H130V41H131V39L132 38H130L128 35H127V32L126 33H124L125 32V30H123L122 32H120V35L121 36H123L125 39H116V37L117 38H120V37H118V35H114V33H113V29L115 28L114 27V25H115V23H117L118 21H119V23H120V21H121V19H119V18H123L122 19V21H121V24L123 23V21L125 22V20L124 19H126L127 18V20H126V22L128 21V22H130V23H134V24H136V26H139V24H142V23H139L138 22V20L140 21L141 20V22L143 21V25H144V27H146L145 25H146V23H144L145 21H146V17H149V16H151L152 15V17H151V19L152 18H154V19H156V21L154 20V19H152V21H150L151 19H149V21L151 22V23H154V24H158V25H162L161 24V22L163 23V21L165 22V23H163V24H165L166 25V22H167V26L168 25H172V23H171V21H172V15L169 17V16H167V17H165L164 16V14H162V16H164V17H160V16H158V14L156 15L155 14V10H157L158 8H160L161 9V5L164 3L165 4V6H164V8L163 9H165V8H169V11H170V8L171 7H169V6H172V8L173 7H177V6H182V7H180V9H182V11H183V14H185L186 13V20L185 21H187V23H190L189 25H190V28H188V29H191L192 27H191V25H194V17H195V15L198 13L197 12V10H195L196 9V7L194 6V2H192V0H186L185 2H178L176 5L173 3V2H171V3H169V1H159V0H151V4H150V6L148 5V6H146L145 4H144V0H139L140 2L139 3H142V4H144L143 5V7L144 8H141V5L140 4H138V1L137 0H135V1H132V0H124L125 2H126V6H125V2H124V5H122V3H123V0L121 1H117V0H111L113 3H111V1L110 0H107V2L104 0V2H102L103 0H98V1H95V2H93ZM102 2V4H99L100 2ZM110 1V2H109ZM115 1V2H114ZM135 2L134 4H132V2ZM147 1H150V0H146L145 2H147ZM153 1L155 2V3H153ZM191 1V2H190ZM130 2H131V4H130ZM137 2V3H136ZM156 2H157V4H156ZM159 2L161 3V4H159ZM189 2V3H188ZM7 3V4H6ZM15 3V4H14ZM17 3V4H16ZM86 3V2H85ZM116 3V4H115ZM118 3H120V4H118ZM149 3V2H148ZM152 3L153 4H155L154 6H155V9H154V6H153V10H151L150 8L152 7L151 5H152ZM166 3H168V4H166ZM180 3V4H179ZM88 4H89V6H88ZM113 4H115V5H119L120 6V8L121 9H123L124 7H126L125 9H124V11L123 10H121V9H119V6H118V9H117V7H115L114 8V6L115 5H113ZM135 4H137L136 6H135ZM163 4V5H164ZM170 4V5H169ZM174 4V5H173ZM186 4V5H185ZM187 4L189 5V6H187ZM93 6V8L95 7V9H93L92 8V6ZM100 5V6H99ZM103 5V6H102ZM104 5H106L105 6V9L103 8L104 7ZM109 5V6H108ZM129 5H131V6H134V9H133V7L131 8ZM140 5V6H139ZM157 5H159L160 7H158ZM18 6V7H17ZM25 6H26V8H25ZM87 6V7H86ZM110 6H112V7H110ZM121 6H123V8L121 7ZM127 6H128V9H127ZM138 6L140 7L139 8V11L141 10V9H143V10H146V11H150V15H148L149 13L148 12H146V11H141L142 12V15L144 14V15H146L145 14V12L147 13V16L145 17L144 15L142 16V15H140V17L142 18H140L139 16H137L138 15ZM184 6H187V7H184ZM84 7L85 8H92V9H90V10H92L90 13L91 14H96V18L100 21V19H101V21H100V23L99 24H101L102 25V23H104V20H107V25H106V23H105V25H104V28L105 29H107V28H109L108 29V31L106 30V31H104L103 30V28H102V31H98V30H95L96 28L95 27H93V26H96V24L94 25V22L93 23H91V22H89V20H86L87 18L84 16V14L82 15V10L84 9ZM99 7H101L102 8V10L104 11V10H106L107 11V13H106V11H105V13L107 14V16H108V18L107 17H105L106 16V14L104 13V12H102L101 11V8H100V10H99ZM109 7V8H108ZM156 7H157V9H156ZM260 7V6H259ZM111 8V9H110ZM131 8V9H130ZM137 10H136V9ZM175 8H173V9H175ZM263 7H261L260 9H262ZM38 10V9H41L42 11L43 10H45V11H48V10H51V11H55L56 13H57V15H53V14H46V15H40V17L36 20L33 16H34V10ZM108 9V10H107ZM110 9V10H109ZM112 9H113V11L114 10H118V13L116 12V11H114V12H112L111 13V11H112ZM131 11H130V10ZM160 9H158L157 11H160ZM264 9V8H263ZM121 10V11H120ZM134 10H136V11H134ZM101 11V12H100ZM110 11V12H109ZM120 11V12H119ZM125 11L128 13V12H130L131 13V15H133L134 17H135V19L133 18V16H131V15H128V14H130V13H125ZM152 11H154V12H152ZM163 11V10H162ZM122 12V13H121ZM136 12H138V13H136ZM140 12V13H141ZM144 12V13H143ZM101 13V14H100ZM123 13H125V14H127V17L125 16V14L123 15ZM136 13V14H135ZM139 13V14H140ZM158 13V12H157ZM170 13V12H169ZM100 14V15H99ZM105 14V15H104ZM135 14V15H134ZM171 14V13H170ZM103 16V17H102ZM136 16L138 17V18H140V19H137L136 18ZM153 16H155V17H153ZM263 16H264V13H263ZM30 17V18H29ZM102 17V18H101ZM114 17H115V20H114ZM118 17V18H117ZM61 18H63V19H61ZM73 18V19H72ZM74 18L76 19V20H74ZM81 18H83L84 20H82ZM129 18H130V21H129ZM144 18V19H143ZM146 18V19H145ZM171 20H170V19ZM78 19V20H77ZM117 19V20H116ZM119 19V20H118ZM133 19V20H132ZM147 19V20H148ZM66 20V21H65ZM82 21V22H85V23H82V22H80V21ZM86 20V21H85ZM103 20V21H102ZM114 20V22H112ZM135 20V21H134ZM165 20H167V21H165ZM168 20H169V22H170V24H168L169 22H168ZM59 21H62V25H61V23L59 22ZM65 21V22H64ZM89 22V24L91 25V27L96 31V34L94 33L95 31L94 30H92V28H89L88 29V27L89 26H86L85 24H87L88 22ZM95 21H96V19H95ZM115 21H117V22H115ZM132 21V22H131ZM155 21V22H154ZM57 22V23H56ZM87 22V23H86ZM102 22V23H101ZM109 22H110V24H109ZM147 22V21H146ZM160 22V23H159ZM56 23V24H55ZM96 23V22H95ZM139 23V24H138ZM186 22H182V25L183 26H181V27H184V28H186L187 26H188V24H187ZM82 24V25H81ZM84 24V25H83ZM89 24H87V25H89ZM114 24V25H113ZM81 25V26H80ZM111 25V26H110ZM9 26V27H8ZM87 27V28H85V27ZM142 25H140V27H141ZM80 27H82V29L83 28H85V29H88V30H85V29H81ZM107 27V28H106ZM111 27L113 28V29H111ZM140 27H138V28H140ZM169 27V26H168ZM98 28V27H97ZM174 28L176 29V30H180V31H182V32H184L183 31V29L182 28H180L179 26H177L176 24L174 25ZM99 30H101V28H98ZM117 29V28H116ZM116 29H115V34L116 33H118L120 30L119 29H117V31H116ZM170 30V32H172V30L174 31V29H173V27L171 28V29H169V28H166L165 30ZM188 29H186V30H188ZM81 30L82 31H89L87 34L86 33H84V32H81ZM109 30L111 31L110 32V34H108L109 33ZM119 30V31H118ZM167 30V31H168ZM97 31L100 33H97ZM103 31H104V33L105 32H108L107 34L108 35H106V33H105V36H104V33H103ZM92 32V33H91ZM103 33V34H102ZM122 33L124 34V35H122ZM174 35H178V34H175L176 32L174 31V32H172ZM187 33H189L190 35H192V32H187ZM7 34V35H6ZM113 36H112V35ZM92 35V36H91ZM93 35H94V37H93ZM96 35V36H95ZM101 35V36H100ZM109 35H111L110 37H109ZM185 35V34H184ZM88 36V35H87ZM180 37L182 36V35H179ZM4 37V38H3ZM18 37V38H17ZM52 38V39H49V38ZM127 37L128 38H130L129 40H126L127 39ZM17 38V39H16ZM83 38V37H82ZM103 39V38H102ZM109 40V41H110ZM12 41H16V43L14 44L13 43V45L14 46H12ZM17 41H18V43H17ZM193 41V40H192ZM129 42V43H128ZM151 42V41H150ZM153 42V41H152ZM7 43H10L11 45L9 46H6V44ZM153 43H155L156 44V42H153ZM155 44H153V46H156L157 47V44L155 45ZM167 44H170L169 42H165L164 43V46L167 48L169 45H167ZM49 45H51V47H53V48H51ZM12 46V47H11ZM46 46H49V47H47V48H49V49H47L46 50ZM60 46V47H59ZM152 46V47H153ZM159 46L161 47V50L163 49V47L164 46H162V44L161 45H158V48L157 49H155V51H154V49L152 50V51H154L155 53H153L152 51V55H151V53H150V56H152V58H153V55H156L153 59L152 58H150V56H149V59H147L146 58V60H147V62H146V68L144 67V70H145V72H151L152 71V67H154L155 65H153L152 63H154L153 61H157L158 62V60L161 58V57H163L165 54H164V51L165 50H167V49H165V47H164V49L162 50L163 51V53H162V51L160 50V48H159ZM45 47V48H44ZM57 49H55V48ZM135 47V48H134ZM156 47H154V48H156ZM59 48V49H58ZM62 48V49H61ZM169 48H171V47H169ZM42 49V50H41ZM53 50V51H51V50ZM69 49V50H68ZM92 49V53L90 54V55H92V57H93V55L95 54V53H97V50L95 49V50H93L94 48H91ZM149 49V50H148ZM159 49V51H156V50H158ZM179 49V48H178ZM185 49H187L188 50V48H185ZM185 49L182 51V50H180L179 49V51H181V52H179V55L180 56H182V58H185V56H186V53H188L187 52V50L185 51ZM194 49V48H193ZM192 49V50H193ZM55 50V51H54ZM69 51V52H66V51ZM80 50H84L83 52L81 51V54H79L80 53ZM148 50V51H147ZM169 50V49H168ZM177 50V49H176ZM191 50V49H190ZM44 51V52H43ZM53 52V54L51 53V52ZM57 51H59V53L60 54H58V52ZM76 51V52H75ZM79 51V52H78ZM147 51V52H146ZM178 51V50H177ZM177 51H175L176 53H178ZM185 51V52H184ZM65 52V53H64ZM95 52V53H94ZM167 52V51H166ZM171 52H172V49H171ZM185 54V55H183V53ZM158 53V54H157ZM160 53V54H159ZM168 54H166L165 56H167L166 58H168V56H169V54H170V50H169V52H167ZM173 53V52H172ZM170 54L171 55V57H173L176 53H173V54ZM55 54H57V56H59V57H54L53 58V56H55ZM66 55V57L64 56V58H63V56H60V55ZM85 54V55H86ZM87 54V55H88ZM110 55H108L107 54V57L106 58H110V65H108L107 66V69H110L111 67H113V61H115V60H113V59H116V57H113L115 54H112V53H109ZM113 56H112V55ZM147 54V55H146ZM161 54H163V56H161V57H159V55H161ZM189 54V53H188ZM78 55H80V57L78 58ZM97 55V57L99 58V54L97 53L96 54ZM96 55H94V57L96 56ZM144 55V54H143ZM158 55V56H157ZM109 56V57H108ZM116 56V55H115ZM177 56H178V54H177ZM188 56V57H187ZM186 56V58L185 59H191V56H189V55H187ZM69 59H68V58ZM75 57L77 58V60L75 59ZM93 57V58H94ZM94 58V59H98V58ZM113 57V58H112ZM157 57H159L158 58V60H156L155 58H157ZM170 57V56H169ZM170 57V58H171ZM190 57V58H189ZM26 58H28V60L26 59ZM58 58H61V59H58ZM165 58V57H164ZM165 58V59H166ZM169 58V59H170ZM21 59H23V60H21ZM61 60V61H60ZM69 60V62H71ZM113 60V61H112ZM153 60V61H152ZM163 61H164V59H162ZM161 59H160V61H162ZM168 60V59H167ZM28 62V63H29ZM116 62V61H115ZM150 62V63H149ZM168 62V61H167ZM166 62V60H165V63H167ZM22 64H21V66H22ZM115 64V63H114ZM149 64V65H148ZM167 64H169V63H167ZM115 65H117V64H115ZM114 65V67H116ZM148 65V66H147ZM150 65H153L152 67L150 66ZM184 65H186V64H184ZM109 66H110V68H109ZM118 66V65H117ZM186 66H188V65H186ZM150 69H149V68ZM100 68H101V66H100ZM123 69L125 68L126 69V67L125 66H123L122 67ZM147 69H149V71H147ZM154 71H152L150 74L152 75V76H154V79H153V77L151 76V79L152 80H156V82H157V84L158 83H160L159 85H161V86H163V87H166V86H164V85H168L169 83H172V81L173 82H175V81H177V80H182V79H180L179 78V76L178 75H174V74H172L171 76L173 77V78H176L175 80L173 79L172 80V78H171V76H170V74L169 73H165V75H166V77L164 76V75H159V72L157 71V75H156V72H155V69H153ZM190 70V69H189ZM41 71V70H40ZM187 71V70H186ZM49 72V73H48ZM56 72L54 73V75L56 74ZM144 72V71H143ZM155 72V73H154ZM4 73V74H3ZM48 73V74H47ZM142 73V72H141ZM141 73L140 74H138L137 73V75L139 76H141ZM169 76H168V75ZM159 75V76H158ZM137 76V77H138ZM139 76V78H137V80H141V81H138V82H144V81H146V79H143V78H141ZM142 76H143V74H142ZM161 76H162V78H161ZM177 76V77H176ZM56 77H53V79H51L50 81H52V83H54V84H56L57 82L54 80ZM130 78H132V77H130ZM156 78V79H155ZM159 78V79H158ZM161 78V79H160ZM164 78H165V80H164ZM167 78H168V80H167ZM179 78V79H178ZM148 79V78H147ZM171 79V80H170ZM56 80H59V79H57L56 78ZM133 80V79H132ZM131 80V81H132ZM158 80H161V81H158ZM131 81H129V83L131 82ZM136 81V80H135ZM135 81H132L133 83L135 82ZM164 81H166V84H163V83H165ZM25 82H26V84H25ZM59 82V81H58ZM130 83V85L127 83V86H130V87H123V89H130V88H132L133 87V83ZM179 82V81H178ZM3 83V84H2ZM163 84V85H162ZM30 85V86H29ZM227 84H225V86H226ZM32 86V87H31ZM35 89V93L33 92V91H31L32 92V94H31V92H30V90L31 89ZM25 89H27V90H29V92L27 91V90H25ZM90 89H92V88H90ZM95 89V91L97 90L96 88H94ZM94 89H92V90H94ZM222 89H224L225 90V88H223L222 87ZM221 89V90H222ZM63 90H64V93H63V97H65V98H69V96H71L72 97V95H70L69 93H71V91L70 92H68L69 91V88H67V87H64L63 88ZM200 90L198 89V91H197V89L196 90H194V91H189L190 92V94H192L193 95V98L195 97V98H199V101H196L197 103H201L202 102V105H203V108L205 109V108H212V107H210V105H212V104H210V103H217L215 106L216 107H214V111H216L217 110V107H219V106H217L219 103V98H218V96H217V98L216 97H207L206 99H204L205 97H206V95H204L201 91L199 92ZM188 92V91H187ZM193 92V93H192ZM30 93V94H29ZM29 94V95H28ZM34 94V95H33ZM195 94V95H194ZM203 95V97H202V95ZM31 95H33V96H31ZM96 95V94H95ZM93 96V97H91V98H95L96 99V96H97V98H98V95H96V96ZM201 95V96H200ZM29 96V97H28ZM33 97V98H32ZM99 98H100V95H99ZM99 98L98 99H96L95 100V102H97V103H95V104H97V105H100L99 104V102H98V100H99ZM204 100H203V99ZM10 99V101H11V106H13V112H12V110H11V113H10V115L8 116V119H9V121H5L4 122V120L2 119V111H3V109H4V106H5V101H6V103H7V100H9ZM213 99V100H212ZM214 99H215V101H214ZM203 100V101H202ZM207 100V101H206ZM208 100H210V101H208ZM264 100V99H263ZM262 100V101H263ZM205 101V102H204ZM216 101H218V102H216ZM123 101H121L120 102V104L122 103ZM204 102V103H203ZM207 102H209V104L207 103ZM206 103V104H205ZM62 104H65V103H63L62 102ZM244 104V103H243ZM228 107V106H227ZM229 108V107H228ZM54 109H57V107L56 108H54ZM236 111V110H235ZM232 112V113H231ZM241 112V111H240ZM243 112H245V110H243ZM234 113V114H233ZM60 114V115H59ZM63 114V115H62ZM239 114V115H238ZM246 114H248V115H246ZM249 114H251V115H253V117H257V114H254V112L252 113V112H249L248 111V113L247 112H245V114H244V116L245 117H247V118H251L250 116H249ZM11 115H13V116H15V119H16V122H17V127L16 128H18L17 130L16 129H11L12 130V134H11V132H9V129L10 128H8V126H9V122L10 123H12V121H13V119H10V117H11ZM255 115V116H254ZM224 116V115H223ZM222 116V117H223ZM226 116H228L227 114L225 115V117ZM238 116V117H237ZM249 116V117H248ZM68 117V118H67ZM71 117V118H70ZM252 117V118H253ZM92 118H93V116H92ZM69 119H71V120H69ZM254 119V118H253ZM68 120V121H67ZM59 123H58V122ZM60 121H61V123H60ZM71 121V123H69ZM49 122H52L53 124H49ZM68 122V123H67ZM73 122V123H72ZM240 124L239 126V129H238V124ZM7 124H8V126H7ZM69 124V125H68ZM236 124V125H235ZM73 127H72V126ZM234 125V126H233ZM71 126V127H70ZM68 128H72V130H70V129H68ZM75 128V129H74ZM54 129H56V130H54ZM67 129H68V131H67ZM257 129H258V127H257ZM58 130V131H57ZM55 131V132H54ZM60 131V132H59ZM71 131V132H70ZM238 131L240 132V133H238ZM70 132V133H69ZM231 132H233V133H231ZM241 132H242V134H241ZM52 133H55L56 134V136L61 140L62 139V142H61V144H60V142L57 144V145H59L58 147H57V145H51L52 147L54 146H56V148H53V150L55 151H53V150H51L50 149V145L48 144L49 143V141H50V139L51 138H53V135L54 134H52ZM58 133H60V136H59V134ZM62 133V134H61ZM65 133V135L66 136H68V133L70 134L68 137H66V136H64L63 134ZM221 133V132H220ZM261 133V132H260ZM259 133V135L261 136V134ZM238 135V136H236V138H237V140H236V138H235V135ZM214 135H216V132L214 133ZM239 135H241V136H239ZM258 135V132H257V135L256 136H259ZM62 136V137H61ZM86 136V137H85ZM232 136V137H231ZM234 136V137H233ZM243 136V137H242ZM54 137H55V135H54ZM61 137V138H60ZM99 137V138H98ZM229 137H231L230 139H229ZM239 137V138H238ZM228 138V139H227ZM235 138V140L237 141V142H234L233 141V139ZM242 138V139H241ZM2 139H4V140H6L8 143H9V147H10V149L8 150V151H6L5 149H4V146H5V142H3V141H1ZM10 139H13V140H10ZM64 139V140H63ZM66 139V140H65ZM95 139H96V141H95ZM238 139H240V140H238ZM225 140V141H224ZM227 140V141H226ZM229 140H230V143H229ZM51 141L52 142H54V140L53 139H51ZM64 141V142H63ZM232 141H233V143H232ZM243 141H245V142H243ZM258 141V140H257ZM257 141H256V143H257ZM258 141V142H259ZM95 142V146H96V148H93L92 146H94V143ZM97 142V143H96ZM243 142V143H242ZM65 145H64V144ZM91 143V145H90V148H89V144ZM222 143H223V145H225L224 146V148L226 147L227 148V150H231V152L232 151H235V150H237L238 152L240 151L241 152V150H242V154H244V155H242V154H240V153H238L237 151H235L234 153H231V152H226V150L225 149H223V145H222ZM229 143V144H228ZM240 143V144H239ZM245 143H248V144H245ZM262 143V144H261ZM93 144V145H92ZM103 144V145H102ZM260 144V146H258ZM63 145H64V148H61V147H63ZM67 145V146H66ZM99 145H100V147L102 148V149H100V147H99ZM239 145H240V147H239ZM242 145H243V147H242ZM249 145V146H248ZM8 146V145H7ZM94 146V147H95ZM104 146H106V147H104ZM218 146H219V149L218 150H216L217 148H218ZM230 146V147H229ZM237 147L236 149H235V147ZM246 146V147H245ZM263 146V147H262ZM49 147V148H48ZM65 147H66V151H65ZM210 147H212V148H210ZM221 147V148H220ZM251 147H252V149H251ZM61 148L62 150H59V149ZM208 148H210L209 150H212V151H210V152H214V150H216L215 152L216 153H214L215 154V156L217 157V159L215 158V156H214V154H212V153H210L209 152V150H208ZM216 148V149H215ZM233 148V149H232ZM241 150H240V149ZM244 148V149H243ZM245 148L246 149H248L247 150V152L248 153H246L245 152ZM49 149V150H48ZM64 149V150H63ZM68 149V150H67ZM93 149H95V150H93ZM189 149H190V151L192 150V149H195V151L194 150H192V154H190L191 152L189 151ZM220 149H222V151L224 152V154H227V153H231L232 154V156H230L229 157V155L230 154H228V156L226 155V156H224V155H222L223 154V152H220L221 150ZM235 149V150H234ZM251 151H250V150ZM45 150H47V151H52L51 153L53 154V155H51L50 153H45ZM57 150H59V152L60 153H58V151ZM103 150V151H102ZM208 150V152H206ZM244 150V151H243ZM100 151V152H99ZM220 152V154H218L219 152ZM255 151V153H253ZM56 152H57V154H58V156H57V154H56ZM62 152V153H61ZM168 152V153H167ZM195 152V153H194ZM198 152H199V155H197L198 154ZM55 153V154H54ZM115 153H116V155H115ZM175 155H174V154ZM178 153V154H177ZM190 155H189V154ZM200 153L202 154L203 153V156L202 155H200ZM250 153V154H249ZM252 153V154H251ZM141 154V153H140ZM176 154H177V159L176 160H181V161H175V158L173 157V156H175L176 157ZM184 155V156H182V158H184V157H186V155H188V157H186V158H184L185 159V161H182L183 159H181V157L179 156V155ZM194 154H196V156L199 158H196L195 157V155ZM235 154V155H234ZM239 154V155H238ZM252 156V158L249 156ZM46 155V156H45ZM48 155H50V156H48ZM59 155H61V156H59ZM118 155V156H117ZM119 155L122 157H119ZM129 155V156H128ZM191 155H193V156H191ZM210 155V156H209ZM218 155L220 156L219 158H220V160H219V158H218ZM241 155L244 157V156H247V157H241ZM256 155V156H255ZM258 155H260L259 156V158L257 157ZM48 156V159L46 158ZM52 156H55V158L54 157H52ZM62 156L64 157V158H62ZM115 156V157H114ZM136 156V155H135ZM138 156V155H137ZM142 157L144 156V154H142L141 155ZM163 156V157H162ZM169 157L170 158V160L172 159V161H171V170L170 171H172L173 170V166H174V169H177L178 171H185V170H188L189 169V167H190V165H191V168H193V169H197V168H200L199 170H201V167H203L202 168V170H206V171H208L209 172V174H212L213 175V173H219V171H220V176H222V173H223V175H225L224 174V172L225 171H227V172H225L226 173V175L228 174V172L229 173H232V171L231 170H233L232 168L233 167H231L232 165H235L236 163V165H235V169L233 170L234 171V173H236V172H239L238 173V175L239 174H241V175H239V176H242L241 178L240 177H237L236 175H235V177L237 178V180H236V178H234L233 179V182H231L229 179H224V181H226V180H229V181H227V182H225V184H224V182H223V179L219 176V174H214L213 176L214 177H218V178H213V176H211L212 177V179L215 181V183H212V181L213 180H210V182L208 181L209 179H206L208 182H209V186H210V183H212V186H208L207 184V181L205 180V182H203V184H204V186H203V188H201V187H199V190H198V192L197 193H199V191H200V194H203L204 192V196L202 197V195H199V194H197L196 192H194V193H196L197 195H199V196H201L200 198H203V199H199L198 198V196L196 195V194H193V193H188V194H192L191 196L190 195H188L189 197H188V199L187 198H185V196L187 195V193H179V186H177V185H175L174 184V182L172 183L171 181H173V178H171V177H169V176H171L170 174H171V172H169L168 174H166V175H168V177H169V179H172L171 181H170V183L167 181V179L165 178L163 181H165L166 182V186H169L170 187V189H166V188H169V187H166L165 186V188L164 187H160L159 186V184L162 182H159V181H156V183L158 182V186H156L155 187V185H156V183L155 184H153L154 182L152 181V180H154L155 178V176H154V174H152V173H155L154 171H158V169H156V168H158V167H160V166H162V168L160 167L159 168V171L162 169L163 171H165V170H167L166 168H168V169H170L169 167H168V164L167 165H165V164H163V162L164 161H166V158L165 157ZM190 156V157H189ZM206 157V160H207V162H206V160H203V161H201L202 159V157ZM234 156V157H233ZM236 156V157H235ZM240 156V157H239ZM257 158V159H255V157ZM10 157V158H9ZM11 157L13 158L11 161H10V159H11ZM19 157V159H15V158H18ZM41 158V159H37V158ZM44 157H45V160H64V161H66L65 162V166L64 165H60V164H58V168H59V165H60V169H57V165H55L56 167H54L56 170L55 171H57V172H55L54 170H52V172L54 171V173H56V174H59V175H64V174H70L72 171H71V169L74 171V169L75 168H77L78 169V167H79V170H81V171H74L75 172V174L76 173H78L77 175H81L80 173L82 172V175L81 176H85V175H89V173H91L92 175H95L97 178L99 177V179L101 180V179H103V180H101L102 182H105V180H107V182H105V183H107V184H111L110 186L112 187H110L109 185H107L106 184V187H107V189H106V187L104 188L103 187V190H101V191H99V190H97V189H94V188H89L88 189V187H86V188H82L84 185L83 184H81V183H79V184H77L78 186H79V188L81 187V189L83 190V191H88L89 193H86L85 194V192L83 193V194H81L80 192H81V189H80V191L78 190L79 188L78 187H76L75 185V190H73L74 188H72V187H70V188H68V187H65V190H66V188H67V191L68 192H66V191H64V190H62L63 189V187H64V185L63 184H61L62 185V187L60 186V183H57V184H59V189H61V190H59L56 186H54V185H56L55 183L56 182H54V184L50 187V188H47V185H45V189L46 190H44V185H42L41 183L43 182L42 180H44V173H48L50 170H47L46 171V169L44 168L46 165H42V163H40V162H42L43 160H44ZM57 157H61V158H57ZM65 157H67V158H65ZM113 157H114V159H113ZM160 157V158H159ZM172 157V158H171ZM221 157H223L222 158V160H221ZM226 157V158H225ZM228 157H229V159L230 158H234L235 160H233V158L231 159V160H233V161H231L232 163L233 162H235L236 161V163L234 164H232V163H230L229 162V164H232V165H228V163H227V160L226 159H228ZM238 157V158H237ZM254 157V158H253ZM263 157V158H262ZM9 160H8V159ZM49 158H51V159H49ZM53 158V159H52ZM115 158H117V159H115ZM163 159V162L161 161V163H162V165H160L161 163H158L159 162V160H162ZM169 158H167L168 160V163L170 162V160H169ZM174 158V159H173ZM190 158V159H189ZM199 162H197L195 159ZM210 158H212V159H210ZM214 158V159H213ZM32 159V160H31ZM121 161H119V160ZM122 159H123V162H122ZM218 161V162H215L216 160ZM224 159V160H223ZM237 159V160H236ZM241 159L243 160L244 159V161H241ZM248 159V160H247ZM250 159V160H249ZM251 159H252V161H253V164L256 162V161H258V162H256L257 164H258V166H257V164L255 163V165L257 166H255V168L257 169V170H259V171H256V169H252V167H254L253 166V164H252V166H251V164H244V162L245 163H250V162H248V161H251ZM7 160L9 161V162H7ZM29 160H31L30 162H34L35 161V164H36V162L38 161H40L39 162V164L37 163L36 165L39 167V170L38 169H35L34 168V166L36 167V165H34L33 163L31 164L30 162H28ZM37 160V161H36ZM68 160V161H67ZM74 160H77V161H80V165H82V166H80L79 165V163L76 161V163H78V165L76 164L75 166H78V167H75L74 166V164H72V163H69V161H74ZM115 160V161H114ZM116 160H118V161H116ZM174 160V161H173ZM214 160V161H213ZM5 161H6V163H5ZM12 161H19V163L17 164V165H15V163L14 162H12ZM22 161H24L25 163H26V161H27V163H26V167H25V165H24V163L22 162ZM127 161H128V163H127ZM187 161V162H186ZM189 161V162H188ZM196 161V162H195ZM221 161H223V162H221ZM224 161H225V166L227 167V165H228V167L227 168H229V169H227L226 167H224V166H222L221 165V169L223 168H225L224 170H220L219 169V167H217V166H220V164H219V162H221V163H224ZM239 161V162H238ZM252 161H251V163H252ZM260 161H261V163H260ZM75 162V161H74ZM108 162V163H107ZM114 162V163H113ZM115 162H116V164H115ZM120 162V163H119ZM173 162L175 163V164H179V162L181 163V162H183V164L184 165H186L185 163H188V165H189V163H190V165H189V167H187L188 165H186V166H184L182 163H181V165L179 164V168H178V166L176 167V165L174 164L173 165ZM213 162V163H212ZM215 162V163H214ZM13 163V164H12ZM69 164L70 166H68L67 164ZM199 164V165H196V164ZM219 164V165H216V170L214 169V166H215V164ZM227 163V164H226ZM241 163V165H239V164ZM42 165V167H41V165ZM115 164V165H114ZM119 164H121L122 165V167H120L121 165H119ZM155 164V165H156ZM214 164V165H213ZM19 165V166H18ZM21 165H24L23 167H21ZM32 167H31V166ZM34 165V166H33ZM71 165H73V166H71ZM166 167H165V166ZM183 165V166H182ZM209 166V169H208V167L207 166ZM212 165H213V167H212ZM243 165H244V167H243ZM246 165V166H245ZM248 165V166H247ZM250 165V166H249ZM260 165V166H259ZM44 166V167H43ZM54 165L52 164V167H53ZM68 166V167H67ZM119 166V167H118ZM181 166V167H180ZM194 166V167H193ZM238 166V167H237ZM240 166V167H239ZM16 167H19V168H16ZM20 167L21 168H25V169H20ZM28 167V169L29 170H32V171H30L29 172V170H27L26 168ZM37 167V168H38ZM62 167H63V169H65V170H67V173H66V171L64 172V170L62 169ZM65 167V168H64ZM69 167L71 168V169H69ZM83 167V168H82ZM113 167H115V170L113 169ZM176 167V168H175ZM182 167H184V168H182ZM245 167H248V168H245ZM261 169H260V168ZM263 167V168H262ZM34 168V169H33ZM42 168L44 169V170H42ZM51 168V167H50ZM70 170V171H68V169ZM81 168V169H80ZM118 168V169H117ZM122 168V169H121ZM148 168H151V169H148ZM190 168V169H191ZM206 168V169H205ZM259 168V169H258ZM15 169H20L19 171L21 172V174H20V172L17 170H14ZM124 169V170H123ZM135 169H137V170H135ZM154 169V170H153ZM156 169V170H155ZM180 169V170H179ZM184 169V170H183ZM189 169V170H190ZM193 169H191V170H193ZM231 169V170H230ZM237 169V170H236ZM238 169H239V171H238ZM242 169H244V170H242ZM245 169H247V172H243V173H240V172H242V171H246ZM35 170H36V172H35ZM58 170H61V171H58ZM63 170V171H62ZM112 170H114V172L112 171ZM119 170V171H118ZM122 170V171H121ZM219 170V171H218ZM230 170V171H229ZM251 170V171H250ZM254 170L257 172L256 174H255V172H254ZM13 171V172H12ZM44 171V172H43ZM126 171H127V173H126ZM138 171V172H137ZM144 171H146L144 174H142ZM147 171H149V172H147ZM150 171H153V172H150ZM216 171V172H215ZM263 172V173H261V172ZM11 173V175L10 176H12V177H14V175H15V173L16 174H20V176L18 175V178H17V175H15L16 176V178L14 179V178H10V176L8 175V174H10ZM15 172V173H14ZM60 172H62V173H60ZM63 172H64V174H63ZM117 172V173H116ZM118 172H125L124 174H126V175H124L123 173L120 175ZM132 172H134L133 174H132ZM135 172H137V173H139V177H137V173H135ZM168 172V170L166 171V173ZM222 172V173H221ZM252 172L256 175V178H255V175L254 174H252ZM13 173V174H12ZM35 173H36V175L37 174H42L41 176H42V179H39V177L36 179V177H35ZM112 173V174H111ZM113 173H116L115 175L113 174ZM150 174L151 176H147L148 174ZM158 173H163V172H158ZM248 173V174H247ZM250 173V174H249ZM258 173H261V174H259L258 175ZM113 175V176H111V175ZM120 176H122L123 175V177L122 178H126V179H124V180H127L128 181V179L130 178L131 179V177H132V179L134 180V178H135V182L131 179H129L130 181H128V182H126L125 184L123 183V179L122 178H120L119 179V175ZM128 174L130 175V176H128ZM164 174H165V172H164ZM237 174V173H236ZM251 174H252V176H251ZM9 176V178H8V176ZM136 175V176H135ZM146 175V176H145ZM156 175H157V173H156ZM216 175V176H215ZM246 175V176H245ZM27 176H28V178H27ZM30 176V177H29ZM40 176V177H41ZM115 176V177H114ZM116 176H118V178L116 177ZM140 176H144V178L146 177V179H144L143 177L141 178ZM247 176H249L248 178H247ZM257 176H259V182L261 181L263 184H259V182H256L257 181ZM262 177V179L260 180V178ZM7 178V180H6V178ZM33 177V178H32ZM109 177H110V179L112 178V179H115V181L114 182H116V183H114V184H112L111 182H112V179H111V182H109L108 183V181H109ZM151 177H152V179H151ZM157 177V176H156ZM251 177V178H250ZM20 178H21V180H20ZM24 178V179H23ZM28 180H32V183H34V181L36 182V184L34 183V186L35 187H38L39 186V188H40V192L42 193H40L39 192V188H36V189H38V190H36V189H32V188H35L33 185H31V184H29V182H31V181H27L26 179ZM147 178H150L149 180L147 179ZM219 178H220V180H219ZM226 178V177H225ZM239 178V179H238ZM256 179V180H252V179ZM10 179V180H9ZM12 179V180H11ZM40 181H39V180ZM117 179H119L120 180V182H119V180L117 181ZM122 179V180H121ZM140 179V182H138V180ZM216 179H218L219 181H221V179H222V181H221V184H223V186L222 185H220V183L218 182V180H216ZM241 179H243V181L244 182H242L241 181ZM248 181H247V180ZM12 182V181H14L15 182V184H16V186H15V184H14V182H12L13 184L11 185V183L9 182ZM22 180H23V183H22ZM136 180H137V182H138V185L139 184H146V183H144V181L145 182H148V183H150L151 185H149L148 186V189L149 188H151L152 189V186L154 187L153 188V190H154V192L150 189V190H147V189H144V188H147V186L145 187L143 184L142 185H140V187L141 186H144V188L143 187H141V188H143L142 189V191L141 192H139V190H140V187H139V190H138V193H141L142 194V196L144 195V194H146V193H148V194H146V195H144L143 197H141V198H139L140 199V201H141V199H142V201L140 202L139 201V199H137L136 197H134L133 195V198L132 197H130L131 196V192L132 191H136V189H134L135 187H136V185H137V183H136ZM147 180V181H146ZM239 180H240V182H239ZM245 180L247 181V182H245ZM250 180H252L253 181V183L250 181ZM21 181V182H20ZM141 181H142V183H141ZM150 181V182H149ZM213 181V182H214ZM236 181H237V184H236ZM255 181V182H254ZM17 182L20 184V186H19V184H17ZM38 182V183H37ZM39 182H40V184L41 185H38L39 184ZM125 182V181H124ZM129 182H130V184H131V182H132V184H133V186L132 185H130L129 186ZM165 182H163L164 184H162V186L163 185H165ZM167 182H168V185H167ZM218 182V183H217ZM242 183V184H239V183ZM249 182H251V184L249 183ZM123 185H122V184ZM147 183V184H148ZM172 183V184H171ZM227 183V184H226ZM232 183V184H231ZM235 183V184H234ZM246 185H245V184ZM248 183V184H247ZM5 184H7V185H5ZM24 184V185H23ZM30 186H32V188L31 187H26V186H28V185ZM118 184H120V185H122V186H120V185H118L119 187H116ZM153 184V185H152ZM169 184H171V186L173 187L172 189H171V186L169 185ZM173 184L175 185V186H177V188H174V186H173ZM216 184H219V185H216ZM229 184V185H228ZM23 185V186H22ZM26 185V186H25ZM81 185V186H80ZM115 187H114V186ZM126 185H128V189H127V186ZM138 185H137V187H138ZM213 185H214V188H213ZM228 185V186H227ZM257 185V186H258ZM5 186V187H4ZM13 186V187H12ZM14 186H15V188H14ZM26 188H25V187ZM43 186V187H42ZM108 186H109V189L111 188V190H109L108 189ZM123 186H126V187H124V188H126L125 190H120V192L122 191V192H125L126 190L128 191L129 190V192H127V193H129V194H127L126 192H125V194L124 193H122L121 192V194H119L120 192H119V189H118V193H116V192H113L112 190H114V191H117V188H123ZM131 186H132V190L131 189H129V187L131 188ZM217 186V187H216ZM221 186V187H220ZM225 186L227 187L226 189H230V191H236L235 193H237L238 191L240 192H242V190H245L246 188H248L249 186V188L248 189H246V190H248V191H246L245 190V193H244V191H243V193H241V194H243L244 196H242V195H238L239 193H237L235 196H234V192L232 193V192H230L229 190H226L225 189ZM230 186V187H229ZM232 186H234V187H232ZM238 186L240 187L239 188V190H235V187H237V189H238ZM242 186V187H241ZM245 186H247L246 188H244ZM254 186H256V184L254 185ZM261 186V187H262ZM18 187H20V188H18ZM22 187H24L23 188V190H22ZM53 187H55V188H53ZM114 187V188H113ZM134 187V188H133ZM208 187V188H207ZM224 187V188H223ZM6 188V189H5ZM8 188V189H7ZM12 188L13 189H15V190H12ZM30 188H31V190H30ZM164 188V189H163ZM180 188H181V185H180ZM201 188V189H200ZM223 188V189H222ZM231 188H232V190H231ZM242 188V189H241ZM254 188H256V187H253L252 188V190H254ZM256 188V189H257ZM47 189H49V192H48V190ZM52 189H53V191H52ZM69 189H70V191L71 190H73V192H69ZM88 189V190H87ZM93 190L94 192H92V191H90V190ZM156 189H157V192H158V190H159V196H156L155 194H158L157 192H155L156 191ZM175 189V190H174ZM182 189H184V188H182ZM185 189H188V188H185ZM207 190V193H209L210 191H212L214 194H216L217 192H219V193H221L220 191H225L224 193L222 192V194H224L223 196H221V198H220V194H218L217 193V197H215V195H213V193H210V194H206V190ZM209 189H210V191H209ZM216 189H217V192L215 193L214 192V190L216 191ZM234 189V190H233ZM256 189H255V191H256ZM258 189H257V191H258ZM9 190V191H8ZM18 190H20V191H18ZM28 190H30V191H34V192H32V194H31V192L29 193V191ZM44 192H46V193H44ZM131 190V191H130ZM145 190H146V192H145ZM164 190H167L168 191V194H170L171 192H170V190H173L174 191V194L173 193H171V197L170 196H167V194H166V192L167 191H165V193H164ZM201 190H202V192H201ZM251 190V191H252ZM14 191V192H13ZM63 193H61V192ZM76 191V192H75ZM79 191V192H78ZM95 191H96V193H95ZM111 191V192H110ZM151 191V192H153L154 193V195H153V197H150V195L152 194V193H149V192ZM161 191V192H160ZM177 191V194L175 193ZM263 191H264V188H263ZM7 192V193H6ZM9 192H11V193H9ZM16 192V193H15ZM25 192L27 193L26 195H25ZM50 192H51V194H50ZM59 192V193H58ZM65 192L67 193V194H65ZM99 192H101V194L103 195V196H101L100 195V193L98 194ZM105 193V195L103 194V193ZM134 192H132V193H134ZM143 192H145V193H143ZM228 192H230V193H232V194H230L229 193V195H231L230 197L231 198H229V195H228ZM6 193V194H5ZM18 193V194H17ZM22 193H24V194H22ZM35 194V196H34V194ZM38 193V194H37ZM61 193V196L59 195ZM94 193V194H93ZM113 193H115V194H113ZM162 193H164L165 194V197H169L168 199H170V200H168V199H166L164 196H162ZM8 194V195H7ZM9 194H10V196H9ZM14 194H16V195H14ZM29 194H31V195H29ZM44 194V195H43ZM74 196H72V195ZM90 196H89V195ZM97 194V196H95ZM106 194L108 195V194H110V195H108V196H106ZM117 194H118V196H117ZM123 194V195H122ZM126 194L129 196H126ZM137 194V192H135V195ZM140 194V195H141ZM163 194V195H164ZM173 194V195H172ZM178 195V197L176 196V195ZM185 196H184V195ZM205 194H206V196H205ZM221 194V195H222ZM246 194L248 195V196H246ZM257 194V196H255ZM27 195H29V196H27ZM52 195H54V197L52 196ZM112 195V196H111ZM116 195V197L118 198V199H116L114 196ZM121 195V196H120ZM148 195H149V197H150V200H149V198H148ZM180 195H182L183 196V199H184V201H183V199H182V196H180ZM195 195V196H194ZM209 195H212V196H210L209 197ZM219 195V196H218ZM6 196V197H5ZM34 196V198L32 199V197ZM37 196V197H36ZM39 196V197H38ZM41 196V197H40ZM62 196H64V198H61ZM65 196L68 198L67 200H64V199H66L65 198ZM70 198H69V197ZM76 200V204H75V201H74V199H71L72 197ZM85 196V197H84ZM94 196V197H93ZM124 196V198H125V200L123 201V199L124 198H122ZM160 196H162L161 198H160ZM172 196H174V198H177V200H179V201H177L176 199H175V202L173 201L174 199L172 198ZM176 196V197H175ZM214 196V198H212ZM232 196H234V198L232 197ZM239 198H238V197ZM241 196H242V199H243V201H244V203H243V201H242V199H240L241 198ZM246 196V197H245ZM250 196V197H249ZM255 196V197H254ZM258 196H259V198H262V199H260V200H257L256 201V199L258 198ZM19 199H18V198ZM31 199H30V198ZM53 197V198H52ZM58 197V198H57ZM78 197V198H77ZM82 198L81 200H80V198ZM83 197H84V199H83ZM88 197V198H87ZM89 197H91V198H89ZM101 197V198H100ZM107 199V197H109L108 199L109 200H107V202L109 201V203H103V201H101V199ZM106 197V198H105ZM112 197L113 198H115L117 201H115L116 203H114V200H111L112 199ZM119 197H121V198H119ZM137 197H138V195H137ZM160 198V200L158 199L157 200V198ZM165 198V199H163L162 200V198ZM179 197H181L180 199H179ZM235 197H237L236 198V200H235ZM8 198V199H7ZM14 200H13V199ZM22 200H21V199ZM24 198V199H23ZM36 198H37V200H36ZM39 198V199H38ZM41 198H42V200H41ZM61 198V199H60ZM94 198H96V200H93ZM98 198L100 199L99 201H101L100 203H99V201H98ZM127 198L129 199V198H132V202H130L129 200H127ZM136 198V199H135ZM143 198L145 199L146 198V200H148V202L146 201V200H143ZM151 198H153V199H155L154 201H156V203L154 202V201H152L151 200ZM193 198H194V200L195 201H197L196 203H197V206H195L196 204H195V201H193ZM206 198V199H205ZM207 198H208V200H207ZM216 198V199H215ZM219 199V201H218V199ZM224 198V199H223ZM10 199V202L8 201ZM17 199V200H16ZM35 199V200H34ZM44 199V200H43ZM59 199V200H58ZM72 201H71V200ZM86 199V200H85ZM122 200V201H120V200ZM133 199H135V200H133ZM210 199V200H209ZM213 199V200H212ZM214 199H215V201H214ZM230 199V200H229ZM238 199H240L241 201H242V203L238 200ZM255 199V200H254ZM6 200V201H5ZM21 200V201H20ZM24 200V201H23ZM33 200V201H32ZM39 200V202H35V201H38ZM40 200H41V202H40ZM51 200V201H50ZM53 200H55V201H53ZM61 200V201H60ZM62 200H64V202H66V203H64ZM68 200H70L69 202H68ZM79 200H80V202H79ZM82 200L83 201H87L88 200V202H86V204L88 205L89 204V206H87L86 204H84L83 202H82ZM93 200V204L92 203H90L91 201ZM113 201V202H111V201ZM128 202H127V201ZM161 200H162V202H161ZM165 200V201H164ZM192 201V204H191V201ZM217 200V201H216ZM222 200V201H221ZM227 200V201H226ZM228 200H229V202L231 201V204L228 202ZM235 200V201H234ZM249 200H252L253 202H251V203H249V202H247V203H245L246 201H249ZM4 201V202H3ZM14 201V202H13ZM29 201H32L31 202V204H30V202ZM45 203V201H46V204H44L43 202ZM52 202L51 203V205L49 204L50 202ZM98 202L97 204L96 203H94V202ZM106 201V200H105ZM118 201H120V203L118 202ZM133 201H134V204H133ZM151 201H152V203H151ZM160 201V202H159ZM177 201V202H176ZM182 201V202H181ZM187 201V202H186ZM199 201H200V203H199ZM202 201H205V202H202ZM213 201V202H212ZM223 201L225 202H227L226 204L225 203H223ZM232 201L233 202H236L237 204L235 205V203H232ZM239 201V202H238ZM255 201L257 202V203H255ZM260 201V202H259ZM262 201V202H261ZM7 202V203H6ZM8 202L10 203V205L8 204ZM14 203L13 205L11 204V203ZM17 204H19V205H17ZM20 202V203H19ZM21 202H22V204H21ZM34 202H35V205H37V206H35L34 205ZM49 202V203H48ZM55 202V203H54ZM56 202H58V203H56ZM59 202H61L60 204H59ZM78 202V203H77ZM82 202V203H81ZM111 202V203H110ZM129 202L131 203L130 205H129ZM138 202V203H137ZM143 203V202H145V203H143V204H140V203ZM153 202H154V204H153ZM158 202V203H157ZM167 204V202H168V206H165L164 204L165 203ZM170 202H171V204H170ZM174 202V203H173ZM179 202V203H178ZM184 202H186V204L187 203H189L188 204V206L186 205V204H184ZM203 204H202V203ZM210 202H212V203H210ZM218 202V204H219V202H220V204H219V206L217 205V204H215V203H217ZM258 202H259V204H258ZM4 203H6V204H4ZM25 205H24V204ZM26 203L28 204L29 203V205H27L28 206V208L26 207ZM36 203H39V204H36ZM40 203H42V204H44L43 206L42 205H40ZM64 205H63V204ZM69 203V204H68ZM80 203H81V206H80ZM113 203V204H112ZM160 203H163V204H160ZM176 203H178V206H177V204ZM180 203H182V204H180ZM204 203H207L206 204V206H205V204ZM221 203H223V204H221ZM248 203H249V205H248ZM47 204H48V208H47ZM56 204V206H53V205H55ZM59 205V207H57L58 205ZM61 204H62V206H61ZM75 206V208H74V206ZM77 204H79V205H77ZM83 204L86 206V208H85V206H83ZM100 204V205H99ZM105 206H104V205ZM115 204H117V205H115ZM128 204V205H127ZM137 204V205H136ZM140 204V205H139ZM146 204H148V205H150V206H148V205H146ZM151 204H153V205H151ZM157 206H156V205ZM160 204V205H159ZM174 204H176V209H175V211H172V210H174ZM195 204V205H194ZM198 204H202L203 205V207H202V205L200 206L199 205V207H198ZM213 204H214V207H213ZM234 204V205H233ZM255 204V205H254ZM261 204V205H260ZM21 205V206H20ZM45 205H46V207H45ZM66 205V206H65ZM68 205V206H67ZM96 205L98 206V207H96ZM122 205V206H121ZM143 205H144V211H143V208H141V206L143 207ZM164 205V206H163ZM169 205H174V206H172V207H174V208H172V207H169ZM179 205H180V207H181V205H182V207H184L183 209H185V210H183L182 209V207H181V209H179ZM189 205H193L194 207H189ZM259 205V207L257 208V210H256V207ZM23 206H25V207H23ZM65 206V207H64ZM106 206H108V207H106ZM127 206V207H126ZM137 206V209L135 208V207ZM140 206V210L138 209V207ZM146 206H147V210H150V211H147L146 210ZM232 206V207H231ZM235 206V207H234ZM23 207V208H22ZM67 207V208H66ZM83 209V211L85 210V209H88V207L90 208V209H88L89 210V212H87L88 210H86L85 211V214H84V212L83 211H81V212H79V210L81 209V208ZM126 207V208H125ZM131 207H134L133 208V211L135 212V210H137L136 212H138V214L135 212H133L132 210H131V212H129L130 210V208ZM148 207H150V209H148ZM157 207V208H156ZM165 209H164V208ZM167 207H169V208H171V209H169V208H167ZM188 207V208H187ZM214 208V210H212L213 208ZM218 207V208H217ZM244 207V208H243ZM254 207H255V209H254ZM260 207H263V208H261V209H263L262 211H259V208ZM42 210H41V209ZM44 208V209H43ZM53 208H54V210H53ZM57 208V209H56ZM67 210H65V209ZM85 208V209H84ZM98 208V209H97ZM154 208V209H153ZM156 208V209H155ZM159 208V209H158ZM197 208V209H196ZM204 208H205V211L206 210H208L207 212H203L204 211ZM235 208H237L236 210H232V209H235ZM240 208H242V209H244V210H241ZM245 208L246 209H250V208H253L254 210H256V212H251L250 210H249V212H248V210H245ZM28 209H30V210H28ZM40 209V210H39ZM50 209V210H49ZM81 209V210H82ZM102 210V209H104V211L102 212V213H100L101 211L100 210ZM132 209V208H131ZM168 209H169V211H168ZM226 210V212L225 211H220L219 213H217V212H212V213H216L217 215H219L220 216V214L221 215H223V214H226L227 216H229L228 215V213H229V211H230V209L232 210V212H230V213H233V211H236L235 213L237 214V212L239 211V210H241V211H239V212H241L240 214V216H239V214L238 215H236L235 213H234V217L236 216L237 217V219H239V218H241L240 220L242 221V222H240V224H239V226H240V228H239V226L237 227V228H239V229H241V231H243V233H245V229L247 230H249V228H251V230H247L246 231V233H245V236L243 237L242 235H244L242 232H240L239 230L236 232V231H234V233H230V232H232V230H235L236 229V227H234V224L233 223H231L232 221H231V219L233 218H231V217H229L228 219H230L229 220V222L232 224L231 225V228H232V226H233V228L230 230L229 228H230V224L229 225H227V220L228 219H226L225 218V220H223V218L222 217H219V216H217V217H219L220 219H218L217 217H215L216 216V214H210L209 212V210H212V211H216V210ZM26 210V211H25ZM28 210V211H27ZM47 210H48V214H50V215H48V214H46V212H47ZM52 210V211H51ZM62 210V211H61ZM66 212V216H65V213H64V211ZM93 210H96V211H94V213H93ZM99 210V211H98ZM142 210V213H140V211ZM152 210H153V212H152ZM156 210H157V212H156ZM165 210H167V211H165ZM192 210H195V211H193L192 212ZM197 210H199V212H201L202 210V212H201V214L197 211ZM201 210V211H200ZM229 210V211H228ZM238 210V211H237ZM252 210V209H251ZM25 211V212H24ZM46 211V212H45ZM53 211H57V213H59L58 211H61V213L63 212V214L60 216V217H63V216H65L64 218H62V221L63 220H66L67 218H68V220L67 221H69L70 223H64V222H62L61 221V218H58L57 217V215L56 214H54L53 216L51 215V212H53ZM69 211H77V212H79L78 214H77V212L76 213H73V214H75V215H77V218H78V216L80 215V216H82V219H80L81 217H79V219L80 220H77V218H76V216H75V218H73L72 219V217L70 218V217H68L69 215H71L72 216V212H69ZM90 211H91V213H92V215H91V213H90ZM124 211H125V213H124ZM176 211H177V214L178 213H181L180 215H175L176 214ZM180 211V212H179ZM189 211L190 212V214L189 213H187V212ZM228 211V212H227ZM242 211H244V212H242ZM247 211V212H246ZM257 211H259V212H257ZM45 212V213H44ZM69 212V213H68ZM96 212V213H95ZM121 212H122V214H121ZM149 212V213H148ZM151 212V213H150ZM161 212V213H160ZM165 212V213H164ZM166 212H167V214H166ZM169 212L171 213H175V214H173L174 215V217H176V218H174L173 217V215H172V213H171V215L169 216L170 218H167V216H168V214H169ZM183 212H185V213H187V214H183ZM197 212V213H196ZM222 212V213H221ZM29 214V213H31V215H36V214H40V213H42V216H41V214L39 215L38 214V216H31L30 214L29 215H27L28 216V218H27V216H23V214ZM83 213V214H82ZM89 213H90V215H89ZM105 213V214H104ZM152 213H153V215H154V213L156 214H160L161 215V217L160 216H158L157 217V215H154V216H152ZM162 213H163V215L165 214L166 216H163L162 215ZM192 213L194 214V213H196V215L194 216V215H192ZM207 213H209L208 215H207ZM229 213V214H230ZM245 213V214H244ZM248 213H250V214H248ZM255 213V216L256 217H254V214ZM256 213H259V215L260 216H258V215H256ZM263 214V215H261V214ZM24 214V215H25ZM44 214L46 215V216H44ZM53 214V213H52ZM69 214V215H68ZM99 214H101L100 216H99ZM133 214V216L135 217V218H133L132 216V220H131V217L130 218H126L127 216L126 215H128V217L130 216V215H132ZM135 214L138 216H135ZM139 214H143L144 216L145 215H148V216H146V219H145V217L143 216V215H140L139 216ZM149 214H151V216H152V218H150L149 217ZM183 214V215H182ZM200 215V218H199V215ZM203 214H204V216H203ZM243 214V215H242ZM59 215V214H58ZM68 215V216H67ZM84 215V216H83ZM86 215V216H85ZM106 215H105V218H106ZM117 215H115V216H117ZM122 215H124V216H126L124 219L122 218L123 216ZM207 215V216H206ZM210 215V216H209ZM248 217H247V216ZM250 215H251V217H250ZM253 215V216H252ZM30 216V217H29ZM41 216V217H40ZM49 216H50V218L51 219H53L54 218V220H55V217H56V220L55 221H57V218H58V220L60 221V222H58V224H57V222L56 223H54L53 221H51L50 223V225H49V221L51 220V219H49ZM92 216V217H91ZM122 216V217H121ZM144 218H143V217ZM182 217V219L180 218V217ZM185 216H187V217H185ZM193 216V217H192ZM206 216V217H205ZM209 216V217H208ZM230 216H232V214L230 215ZM241 216H243V218H244V221H248V218H250L249 219V221H248V226L249 225H251V227H246V225H247V223L245 224V222L243 221V218L241 217ZM244 216H246V217H244ZM258 216V217H257ZM263 216V217H262ZM83 217H85L84 219H83ZM100 218L101 217V221L99 222L98 220V218ZM140 217V219L138 220V218ZM154 217V218H153ZM156 217V218H155ZM160 217V218H159ZM165 217V218H164ZM185 217V218H184ZM37 218V219H36ZM38 218H41V220L43 219L44 221H46L45 223H48V224H45V226H43V224H44V221H39V219ZM45 218V219H44ZM115 218V219H114ZM120 218H122V220L120 219ZM150 218V220L152 221V223H154V225L150 222V220H148ZM157 218H159L160 220L158 221L157 220ZM178 218V220H176ZM186 219L187 221H185L184 219ZM209 218V219H208ZM210 218H212V220H210ZM215 218H216V220H215ZM245 218H246V220H245ZM253 218V219H252ZM257 218V219H256ZM31 219V220H30ZM33 219H36V220H34L33 222L36 224L35 225V229H34V226H33V230H34V232H33V230L31 229V228H28V227H32V225H34V223H31V225H29V226H27V228H26V226H25V224H28L30 221L32 222V220ZM47 219H49V221L47 220ZM92 219V221H93V223L94 222H96V221H94ZM112 219H114V220H112ZM118 219H120V220H118ZM131 220V221H128V222H126L127 220ZM154 219H156V222L158 221V223H156L155 221L153 222V220ZM163 219V220H162ZM164 219H166V220H164ZM175 219V220H174ZM194 219H196V220H194ZM199 219H200V221H199ZM205 219H206V221H205ZM214 219V220H213ZM221 219H222V222L224 221H226V225L228 226L227 227V229H229V233L227 232V230H226V232H225V229H226V227L224 226V225H222L221 223ZM254 219H256V220H254ZM27 221L26 223H25V221ZM39 222H38V221ZM74 220V223L76 222ZM140 222V224L143 222V224H144V222L147 220V224L145 223V225H143V224H141V225H143V227L138 223V225L140 226V227H142L141 229H139V226H137V228L139 229V230H146V231H139V232H141V234H142V232H143V234H145L146 235V232H148L147 234H149V236H151L153 233H155V232H157V231H159L157 228H160V231H164L165 229H166V227H167V229H168V231L170 230V229H173V230H170L169 231V234L171 235V240H170V242H169V240H168V243L165 241V240H167V239H170V235H168V231L166 232V230H165V233L166 234H164V232H161V234H159L160 233V231L158 232V235L160 236L158 239H157V237H154V236H151L152 237V240H150V238H149V236L148 235H146V237L149 239H147L146 240V237H144L145 235H137V233L139 234V232H138V229L136 228V227H134L135 225V222ZM137 220V221H136ZM167 220H168V222H171V224L173 223V221H175V223L176 224H174V227L175 228H172V225L169 223V224H167L166 226L165 225H163V224H166V222H167ZM171 220V221H170ZM184 220V221H183ZM252 220H253V222H252ZM39 223V224H42V225H38L37 224V222ZM48 221V222H47ZM82 221V222H81ZM86 221H84V225H85V222ZM123 221V222H122ZM124 221H125V223H124ZM165 223H164V222ZM178 221V222H177ZM182 221L183 222H185V223H182ZM196 221H199L198 223H196ZM210 221H213L212 223H210ZM219 222V225L221 224L222 225V227H224L225 229H223L222 230V228H221V226L219 227V225H218V223L216 224V222ZM237 221V220H236ZM255 221V222H254ZM260 222L262 221V220H259ZM41 222V223H40ZM66 222V221H65ZM109 222V221H108ZM132 222V223H131ZM133 222H134V224H133ZM162 223L163 222V224H159V223ZM181 222V223H180ZM203 222V223H202ZM206 222V223H205ZM221 222V223H220ZM223 222V223H224ZM250 222H252V223H250ZM23 223H25V224H23ZM52 223H54V224H56V226L54 225V224H52ZM73 223V222H72ZM86 223H88V222H86ZM93 223L91 222V223H88V226L90 225V227L91 226H93ZM129 223V224H128ZM151 223V224H150ZM214 223V224H213ZM237 223H239V222H237ZM244 225H243V224ZM15 224H21L20 226H22V225H24V228H23V226H22V229L20 228V227H18L17 226V228H16V225ZM30 224V223H29ZM113 224H112V226H113ZM122 224H124V225H122ZM131 224H133V225H131ZM181 224H183V225H185V226H183V227H181ZM200 224L201 225H203V227H201L200 226ZM208 224V225H207ZM13 225H15L14 227L16 228H14L13 227ZM46 225H48L49 226V228L46 226ZM52 225H54V226H52ZM110 225V226H109ZM128 225V226H127ZM133 226V228L132 227H130V226ZM147 225V227L149 228V230L151 229V234L149 233V230L147 229V227L145 228V226ZM149 225V226H148ZM151 225H153V227L155 228V226L157 225V230L155 231L154 229H153V227H150ZM160 225V226H159ZM175 225H178V226H175ZM197 225H199L200 226V228H202L201 230H200V228H199V226H197ZM212 226V227H210V226ZM253 225H254V227H253ZM256 225V226H255ZM7 226H11L10 227V230H9V227H7ZM36 226H43V227H45V228H39V227H37L38 228V233H41V235L40 236H42V237H40L39 235V237L37 236V228H36ZM85 226H87V225H85ZM117 226V225H116ZM127 229H125L124 227ZM129 228H127V227ZM163 226V227H162ZM208 226V227H207ZM244 227L243 229H242V227ZM13 227V228H12ZM122 227V229H125L126 230V233L128 234H126V235H123L125 232H123L121 235L122 236H124V238L122 239V236L120 235V232L121 231H123L122 229H120ZM161 227H162V229H161ZM165 227V228H164ZM170 229H169V228ZM177 227H178V230H177ZM206 227V228H205ZM216 227V228H215ZM219 227V228H218ZM8 228V229H7ZM12 228V229H11ZM47 228V229H46ZM59 228V227H58ZM145 228V229H144ZM181 229V231H180V229ZM198 230H197V229ZM205 230H204V229ZM213 228V229H212ZM254 228H256V229H254ZM259 228V229H258ZM6 229V230H5ZM19 229H21V230H19ZM24 229H27V230H24ZM31 229V230H30ZM43 229H45L44 231H43ZM50 229H51V232H52V234H51V232H50ZM95 229V230H94ZM113 229V230H112ZM133 229V230H132ZM136 229V230H135ZM152 229L155 231H152ZM216 229V230H215ZM17 231V233H16V231ZM19 230V231H18ZM23 230V231H22ZM28 230H30V231H32L34 234H35V230H36V236H37V238L35 237L34 238V235H32L31 233L32 232H30V231H28ZM48 230V232L50 233H48L50 236H52L51 238L49 237V235L47 234V236H45L44 234H46L47 231ZM58 230H61L60 232L58 231ZM88 231L87 232H89V230H90V228L88 227V229H87ZM117 230L118 231H120V232H117ZM124 230V231H125ZM128 230H131V231H129V233H128ZM134 230H135V232H137V233H135L134 232ZM184 230V231H185ZM197 230V231H196ZM204 230V231H203ZM210 230V231H209ZM7 231H9V233L7 232ZM10 231H13L11 234H13V239L15 238V240H13L12 239V236H11V238H10ZM24 231H25V233H24ZM55 231H57V232H55ZM133 231V233H135V235H133V233H131L130 234V232H132ZM178 231L179 232H181V234H179L178 233ZM251 231V232H250ZM253 231H254V233H253ZM21 232L24 234L23 236H22V234H21ZM42 232L44 233L43 235L45 236H43L42 235ZM55 232V233H54ZM61 233L60 234V237H61V235H62V232L64 233V235L66 236H64V235H62V236H64L62 239L60 238V237H58L59 236V233ZM97 232V231H96ZM145 232V233H144ZM153 232V233H152ZM171 232V233H170ZM172 232H173V234H172ZM183 232V233H182ZM224 232V233H223ZM235 232H236V234L237 233H239L238 235H240L241 237H243V238H241L240 236H235ZM250 234H249V233ZM255 232H256V234H255ZM259 232V233H258ZM7 233V234H6ZM15 233V234H14ZM67 233V234H66ZM189 233V232H188ZM191 233V232H190ZM227 233V234H226ZM247 233L250 235V236H247ZM252 233H253V235H252ZM17 234V235H16ZM18 234H19V237H18ZM29 234L31 235V237H29ZM54 234V235H53ZM55 234H58V236H56ZM176 234V235H175ZM204 234V233H203ZM226 234V235H225ZM229 234V235H228ZM233 235V237H232V235ZM255 234V235H254ZM9 235V236H8ZM14 235H16L17 237H14ZM108 235V234H107ZM116 235H120L119 237H117ZM153 235H157V233L156 234H153ZM166 236V238H164V236ZM173 235H175L174 236V238H172L173 237ZM214 235V236H213ZM219 235V236H218ZM227 235H228V237H227ZM231 235V236H230ZM252 235V236H251ZM259 235H261V234H259ZM262 235H264V232H263V234ZM22 236V237H21ZM53 236H55V239H54V237ZM73 236V237H74ZM106 236V237H105ZM112 236H114L115 237V240L118 242V243H116L115 244V240H113L114 239V237H112ZM212 236L213 237H215V238H212ZM33 237V238H32ZM80 237V236H79ZM79 237L77 238V240L79 239ZM153 237H154V239H153ZM163 237V238H162ZM231 237V238H230ZM248 237V238H247ZM250 237V238H249ZM30 238V239H29ZM39 238H41L40 240H39ZM60 238V239H59ZM229 238V239H228ZM237 238H239L240 240H238ZM8 239V240H7ZM10 239V240H9ZM20 239V240H19ZM28 239V240H27ZM43 239V240H44ZM51 239H53V240H51ZM101 239V240H100ZM102 239H104V241L102 240ZM121 239V242H119V240ZM126 239V241L128 242V240H127V238H125ZM155 239H157V240H155ZM161 240L162 239V241H158V240ZM178 239H176L175 238V240H176V244H178L179 243V245L181 244L179 241L177 242V240ZM208 239V238H207ZM207 239H205L204 240V242H206V244L204 243H202V241L200 242L201 244H203V245H205L204 247H203V245H202V249H201V246H200V244L199 245H197V246H199L198 248H199V250H201L202 252H207V250H208V245H209V247H210V244H213V242H211L209 239L207 240ZM14 242H13V241ZM17 240V241H16ZM19 240V241H18ZM24 240V241H25ZM76 240V241H77ZM141 240V241H142ZM153 240H155V241H153ZM245 240H247L246 242H245ZM10 241H11V243H10ZM33 241V242H34ZM42 241V240H41ZM49 241V242H50ZM53 241V242H52ZM75 241V242H76ZM106 241H109V242H107V244H106ZM111 241V242H110ZM115 241V242H114ZM126 241H125V243H123V246H130V244L129 243H127L128 245H126ZM151 241H153L152 243H151ZM171 241H172V243H171ZM198 242L197 241V239H194V242ZM264 241V240H263ZM7 242V243H6ZM9 242V243H8ZM21 242H23V241H21ZM25 242V243H26ZM97 242V243H98ZM151 243V246H150V243ZM155 242H157L156 244H155ZM159 242H162V243H159ZM166 244H165V243ZM196 242H195V244H196ZM24 243V242H23ZM24 243V244H25ZM96 243V244H97ZM112 243H111V245H112ZM208 243V244H207ZM7 244H9V245H7ZM100 244V243H99ZM101 244V245H102ZM164 244V245H163ZM174 244V243H173ZM172 244V245H173ZM7 245V246H6ZM100 245V246H101ZM110 245V244H109ZM152 245H154V246H152ZM158 245V246H157ZM162 245V246H161ZM168 245V246H167ZM178 245V246H179ZM103 246H102V248H103ZM160 246H161V248H160ZM177 245H175V247H176ZM177 246V247H178ZM128 247H124L125 248V250H127L128 249ZM181 246H179V248H180ZM228 247H230V248H228ZM179 248L178 249H175V257H176V255L177 256H179L181 259H183L184 260V258H182L183 256H180L182 253H181V251L182 250H180V253H178L179 252ZM204 248H206V250H204L203 251V249ZM226 248V249H225ZM181 249V248H180ZM226 251H225V250ZM231 250V251H228V250ZM122 250H123V248H122ZM178 250V251H177ZM176 251H177V253L178 254H176ZM123 252H124V250L121 252V257L122 258H126V259H124V261H123V259H121L120 260V262H119V264L121 263V264H125V261L127 260V262H126V264L127 263H133L134 262V258L133 259H131L130 260V258H128V257H130V256H128V257H126L127 255H129V253L130 252H128V254L126 255V252H124L125 253V255H123ZM159 252V253H158ZM158 253V254H157ZM233 253V254H232ZM232 255V256H231ZM124 256V257H123ZM224 256V257H225ZM144 257V256H143ZM142 257V259H144ZM158 257H159V255H158ZM115 258V259H116ZM139 259H141V257L139 256L138 257ZM137 258V259H138ZM176 258H178V257H176ZM231 258V259H230ZM139 259H138V261H139ZM130 260V262H128ZM180 260V259H179ZM121 261H123V263L121 262ZM142 261V260H141ZM140 261V262H141ZM165 262H167L166 260H164ZM178 261V260H177ZM181 262H182V260H180ZM163 261H161V262H159L157 259H156V262L155 263H158V264H161ZM231 262V261H230ZM130 263V264H131ZM137 263H139V262H137ZM162 264H166V263H162ZM167 264H169V262H167ZM185 264H186V262H185Z\"/></svg>","mask_w":264,"mask_h":264}]
</instances>
